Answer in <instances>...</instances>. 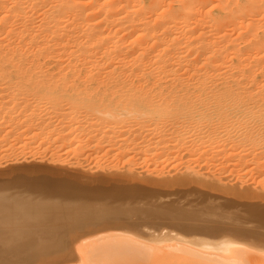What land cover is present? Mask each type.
I'll return each instance as SVG.
<instances>
[{
    "label": "bare ground",
    "instance_id": "6f19581e",
    "mask_svg": "<svg viewBox=\"0 0 264 264\" xmlns=\"http://www.w3.org/2000/svg\"><path fill=\"white\" fill-rule=\"evenodd\" d=\"M214 10H216L218 12L217 15L213 14ZM0 88H1V91L3 88L5 89L3 91L6 92V96L9 95L6 91V90H8L7 88H12V89H14V90L16 89L18 91L17 94H19V91L23 89L24 91L26 90L28 95L30 94L31 99L33 97H36L34 99V101H31L32 103L31 102L29 103V101L27 99H25V98L23 99V97H22L23 95L21 94L19 96L20 99H23L25 101L27 100L26 102H23V105H22L20 102L23 100H21V101L18 100V101H20L18 103L15 102L19 98H16L18 96V95L17 96L15 95L16 93L15 94L12 93V95H15V98H14V96H12L13 97L12 100L15 99V100H13L14 105L12 107H11V105L13 103L10 104L9 107L4 106L5 103H3L4 105H2V103L0 104V129L9 127L10 124H12V125L16 124L19 127H22V125L24 126V124H26V123L28 125L26 128H24L23 131L18 132V133L16 131L18 136H15V137H17V139H20L21 137L24 136L21 141H23V140L25 141L27 139L29 141V142H27L28 144H24V143L22 144V146H23L22 149H24L25 145H29L30 142L32 145L33 141H37V140L41 141L42 139H44V138H42V136L45 137L42 134V131L46 127H48V126L50 127V125H52L54 123L53 120H55V119L51 118V116L48 118L47 115H50V113L53 112L50 110H54V109L56 110L57 106H59V103L62 104V101H65L66 103H64L62 105L65 106L67 104L64 108H65V110L67 109L66 111H68V112L64 116H68V118H70V120H74V117L78 116L80 113L83 112V114H85V115L81 116L82 121L85 120V119H83V117L86 118V120L88 119L89 123H90L89 128L91 130H89L90 132L89 131L87 132L88 134L86 133L87 135H89V137L84 135L86 137V139L85 138L84 139L78 138L79 140H77V138H72V135H73L72 133L78 131V126H76V125H74L75 127L72 126V128L70 129V131L67 134H66V132L65 133L63 132V135H61V137H58L59 136V134H58L57 137L61 138V140L59 139L60 142H62L61 145L63 144V147L65 146V149H66V146L68 147V149L64 150L65 154L61 152L62 154H60V155L69 154L73 150V149L71 150V148L74 145H75L74 147L77 148V150L78 149L83 150L84 148H88L87 150H89L91 148L90 151L92 152L94 150L95 153H98V152L101 153V151L104 150L103 153H105L106 157H108L111 153H114L113 154L114 158L132 159L131 157L129 158V156L133 155V157H142L141 161H144V163H147V165H150V164L152 165L155 162V164L152 165V167L154 166L153 171L155 172L157 167L159 168L162 165V167L165 168L166 166H168V164H170L169 162H174V161H176V165L174 163H173L174 165L173 164L172 165H173V167L176 166L175 168L177 169L178 167L182 166V164H184L183 158H185L184 156H186V154H187V157H189V159L193 160V163L195 162V160H197V159H193V154H194V156H196L198 154V157L196 156V158H198V161H196V162H199V159L204 160L205 157L206 158L204 161H207L206 159L209 156L208 154H210V153L207 154V151L209 150V151H211V154L214 152L215 159H216V156H219V158L221 156H224L225 159L227 157V158H229V161H232V159H236L237 160L236 162H238V163H236V165L238 164L237 166L233 163L234 160L232 161V163H233L232 166L234 165L235 168L240 165L242 167V169H244L243 167L249 166L248 161L250 159L253 160V158H254L256 160V162H254V160L253 161L250 160L252 163H254L253 164L254 167L252 166L253 169H251V170L252 171L253 170L258 171V174H259V172L262 173V171L264 169L263 168L264 167V0H0ZM16 90H15V92H16ZM22 91L20 93H22ZM24 91H23V94H25L24 96L27 97V95H26V93H24ZM33 91H35V92L33 93ZM9 92H12L11 89ZM2 93H4V92H2ZM8 97H11V96H8ZM10 103H11V101H10ZM19 103L22 106L19 105ZM62 105H61V107H62ZM67 106H69V107H67ZM41 109L42 110L44 109L43 111H45V114H44V112H41L42 111ZM55 110H54V112H55ZM82 110H84V111H82ZM58 111H59V109H58ZM39 112H41L40 114H42V115L39 116V114H38ZM62 113L60 114L61 117H62ZM43 114L45 116V119L40 118L41 116H43ZM52 114H54V113H52ZM60 115H58V116H60ZM46 116H47V118H46ZM57 118H59V117H57ZM59 120H60V118H59ZM62 120H60V121H62ZM52 121H53V123H52ZM130 121L136 122V124L134 123V125L138 126L137 130H132V128H130V123H131ZM67 123H68V121H67ZM71 123H73V121H71ZM68 124H70V123H68ZM55 125H58V124L55 122ZM61 126H62V124H61ZM15 127H14V125L12 126V128L16 129ZM63 127L62 128L65 129V126H63ZM53 128H56V127L53 126ZM62 128H61V131H63ZM81 128H79V129H81ZM86 128L87 127H85V129ZM17 129H19V128H17ZM9 130H11V128ZM50 130H52V128H50ZM1 131H3V130H0V132ZM6 131H5V135H6ZM12 132L10 131V134ZM48 133L51 135L52 132L51 133L48 132ZM48 133H46V134H48ZM59 133H60V131H59ZM79 133H81V132H79ZM79 133H77V134H79ZM10 134L8 131L7 135H9V137H10ZM12 134H14V132ZM12 134H11V136H12ZM5 135H4V139H5L4 142L7 143L8 139H6L7 135H6V137H5ZM97 135H99L98 138H96ZM73 136H75V135H73ZM92 136H96V137H92ZM13 137H14V135L12 136V138ZM25 137H26V139H24ZM49 137H51V136H49ZM76 137H77V135H76ZM12 138H10V139H12ZM51 138H50V141H53L54 138H52V140H51ZM94 138H96V139H94ZM13 140L14 139H12V141ZM56 140L57 139L55 138V142H56ZM226 140H228V142H226ZM2 141L3 140H1L0 143H2V145L3 144L5 145L6 143H3ZM19 141H17V142H19ZM45 141H47V140H45ZM45 141H44V144H45ZM230 141H231V146L234 148V151H235V149L237 150V153L239 151L238 148H241V150H240L241 153H240V151L238 153L240 155H237L236 152L234 153L233 148H232V150H229V149H231V147H229V149H228L227 143H228V146H230V144H229ZM224 142H226V146H225ZM38 143L39 142H37V145H38ZM33 144H34V142H33ZM2 145H0V146H2ZM53 146H56V145H53ZM12 147L14 148V146H12ZM34 147H35V145H34ZM58 147H61V146H58ZM17 148H19V145ZM30 148H32V147H30ZM39 148H40V146H39ZM43 148L45 151L47 150V148H45V146ZM56 148L57 147H55V149ZM256 148H258V149H256ZM25 149H27V148L25 147ZM6 150H8V149H5V152H6ZM9 150H11V149L9 148ZM15 150H16V148H15ZM21 150H19V151L21 152ZM181 150L184 151L183 155H181V152H182ZM13 151L12 152L10 151V152L13 153ZM27 151L28 150H26V152ZM41 151L43 152V149H41ZM75 151H76V149H75ZM47 152H48V150H47ZM54 152H56V150L52 152L55 155ZM72 152H73L72 157H74L75 152L74 151H72ZM221 152L223 153V155H220ZM7 153H8V151H7ZM31 153H33V152H31ZM56 154H59V153H56ZM78 154H80V152ZM78 154H77V156H78ZM87 154L88 153H86V155ZM33 155H35V154H33ZM52 155H51V157H54ZM100 155H98V156H100ZM9 156H11V155H9ZM102 156L104 157V155H101V157ZM179 156L180 157L182 156L183 158H180ZM17 157H18V155H16V158ZM38 157H39V155H38ZM38 157H36V159ZM58 157H59V155H58ZM85 157H87V156H85ZM85 157H83V158L85 159ZM160 157L163 158V160ZM248 157H250V159L247 160ZM64 158L65 157H63L62 159H64ZM83 158H81V159H83ZM93 158H94V155H93ZM99 158H98V160H99ZM159 158L161 159L159 161L161 164V165L159 164L160 166L157 164L159 162L156 161V160H159ZM219 158L216 161L219 164L218 166H220V165H222V166L218 167V169L219 168L221 169L219 171H222V169H223V172H224L225 169L227 170V167H230L229 164H231V163L228 161L229 164H227V162H225V161H227V159L225 161H222V160L220 161ZM222 158L223 157H221V159ZM0 159H2L1 155H0ZM46 159H45V161H46ZM66 159H69V158L66 157ZM70 159H71V157H70ZM74 159H75V157H74ZM90 159H91V157H90ZM4 160H5V158H4ZM116 160L117 159H115V161ZM211 160L214 161V159H211ZM211 160H209V161H211ZM9 161H10V159H9ZM16 161L13 162V164L16 163ZM21 161H20V164H21ZM61 161L64 162V160H61ZM94 161H95V158H94ZM104 162L105 161H103V163ZM110 162H112V161H110ZM186 162L187 163L189 162V164H192V162L190 160H187ZM219 162H221V164ZM251 162H249V163L252 165ZM0 163H1V161H0ZM47 163H49V162H47ZM80 163H81V161H80ZM114 163H113V165H114ZM132 163H133V161H132ZM148 163H150V164H148ZM3 164H6V163H3ZM36 164H37V162H36ZM44 164H45V162H44ZM51 164H50V166H51ZM57 164H59V163L56 162L55 165H57ZM64 164L66 165L68 163H64ZM64 164H62V165H64ZM121 164H123V163L121 162ZM60 165H61V163H60ZM143 165H145V164H143ZM151 165H150V167H151ZM194 165L195 164H193L192 166H194ZM201 165H199V166H201ZM205 165H203V166L205 167ZM11 166H12V164H11ZM95 166H97V165H95ZM185 166L186 165H184L183 167L186 169ZM212 166H214V165H212ZM255 166H256V169H255ZM6 167L8 168L7 164L5 166V169H7ZM69 167H70V165H69ZM90 167H91V165H90ZM108 167H111V166L109 165ZM134 167H135V164H134ZM144 167H147V166L145 165ZM183 167H181L180 171H183L182 170ZM196 167H194V168L196 169ZM21 168H20V170H21ZM36 168H33L31 170L33 171ZM119 168H122V167H119ZM140 168H141V166H140ZM169 168H171V166ZM208 168H210V167H208ZM0 169H1V167H0ZM2 169H3V167H2ZM25 169H26V167L22 168V171H19V172L23 173L25 171ZM105 169L107 170L106 166H105ZM138 169H139V167H138ZM150 169L151 168H149V170ZM187 169L185 170V172H187V171L189 172V169H192V167H188ZM231 169H230V172L233 170V169L232 170ZM242 169H240V170L242 171ZM247 169H248V171H247V173H248L250 168H247ZM258 169H260V170H258ZM31 170H29V171H31ZM94 170H95V168H94ZM114 170H117V173H118V169L114 168ZM212 170H213V168H212ZM226 170H225V172H226ZM88 171H89V169H88ZM162 171L164 172V170H162ZM193 171H195V170H193ZM215 171H217V169L214 170L213 172L215 173ZM19 172L17 174H15V178H17L16 177L17 175L19 176L18 178H20L19 174H21V173H19ZM34 172L36 173L37 169H36V171L34 170ZM93 172H95V171H93ZM107 172H109V171H107ZM174 172H173V174H174ZM177 172H178V174L180 173L179 168H178ZM191 172L192 171L190 170V174L193 173V176L198 175V174H196L197 172H195V173L194 172L191 173ZM228 172H229V169H228ZM35 173H33V174L35 175ZM39 173L40 174H38V175H40V176H41V174L43 176L45 175V174H43V172L41 173V171ZM125 173H127V171ZM148 173L149 172H147V174ZM156 173H157V171H156ZM203 173H204V171H203ZM249 173H248V175H249ZM23 174H24V177L26 178L29 173L27 174V172H26V174H25V172H24ZM33 174L31 177L29 176L30 178H32V181H33L32 186H34V184H36L38 181V179H35V176H34V180H33ZM129 174H130V172H129ZM162 174L160 173V175H162ZM164 174H165V172H164ZM220 174H222V173H220ZM220 174H218V175H220ZM7 175H5L4 173L1 174L0 180L2 181V183L4 185L6 183L3 181V180H5L4 176H7ZM25 175H27V176H25ZM29 175H31V172ZM183 175H184V172H183ZM213 175L215 176V174H213ZM239 175H240L239 177L242 178V174L240 173ZM10 176L11 175L9 173L8 177H6V180L10 181L9 179L12 178V177L9 178ZM12 176H14V175H12ZM40 176H39V178L41 179ZM47 176L49 177L48 174H46V177ZM50 176L52 177V175H50ZM158 176H159V174H158ZM211 176L212 175H210V177ZM225 176H227V175H225ZM21 177H23V175ZM46 177H44L45 179L42 178V180H44V182H45V184H43V185H45V186H46V181H47ZM170 177H171V175H170ZM206 177L207 176L204 177L202 175L197 176V178L199 180H202L204 178L206 179ZM244 177L245 176H243V178ZM18 178H17V180H18ZM23 178H22V181L28 180V178L27 179H25V178L23 179ZM158 178H160V177H158ZM223 178H225V177H223ZM247 178L250 180V178L248 176H247ZM247 178H246V180H247ZM40 179H39V181H41ZM50 179L48 178V180H50ZM217 179H219V178H217ZM15 180L16 179H11V181L17 183V181H15ZM35 180H37V181H35ZM54 180L55 179H53V181ZM193 180H194V178H193ZM208 180H209V178H208ZM220 180H221V177H220L218 182H215V184L216 183H218L217 185L222 184V183H220L221 182ZM228 180H231V179H228ZM237 180H239V179L237 178ZM8 181L6 184H8V185L10 183L12 184L11 181H10V183H8ZM20 181H21V179H20ZM20 181H18V183ZM22 181L20 182V185H17V186L21 187V185L23 184ZM34 181L36 183H34ZM39 181H38V183H39ZM53 181L50 180V183L47 182V184H48L47 186H49L51 184L50 186L51 187L53 186L56 189V191L55 190L54 191L58 192V189H57L58 187L56 188V185H57L56 180H55L56 185L55 184L52 185ZM263 181L259 182V183H261V185H262ZM243 182H245V181H243ZM42 183H43V181H42ZM30 184H31V182H30ZM41 184H39V185H41ZM1 185H0V191H3L1 189H6L5 188L6 185L5 186L3 185L4 186L3 188L1 187ZM8 185H7V187H8ZM27 185L29 186V180L27 182ZM39 185L37 184L34 187L36 188ZM63 185H65V184L63 183ZM73 185H74V183H73ZM13 186H15V185H12V187ZM59 186H61V185H59ZM244 186H246V185H244ZM247 186H248V184H247ZM12 187H10V189L12 190V191L11 190L10 191L12 192V194H14V196L18 195V197L24 198L26 196V197L30 198L27 195L24 196V194H26V192L25 193H23V192H24V189L26 188V186L24 187V189H22V187H21V191H22L23 195L19 191L18 192L16 191V192L20 193L21 195H19L17 193H13V191H15L16 187H15V189H13L14 187L13 188ZM62 187L63 186H61L60 189H62ZM180 187H179V191H181L180 189H182V188L183 189L185 188L184 190L187 189L186 186L185 187L180 186ZM221 187H223V186H221ZM263 187H264V185H263ZM30 188L28 187L26 189H30ZM39 188L40 187H38L36 189L41 191V188L40 189ZM17 189L19 190L20 188L18 187ZM31 189H34V188H31ZM63 190H65V189H63ZM172 190L173 189H171V190L168 189V191H170V192ZM194 190L192 189V191H194ZM10 191H9V194H10ZM29 191L32 194L34 193V191H32V192H31V190H29ZM84 191H86V189ZM118 191L121 195V190H118ZM147 191L151 192L152 190H147ZM3 192L5 193V192H7V190H5ZM37 192H39V191H37ZM42 192H43V189H42ZM60 192H62V191H60ZM75 192L80 193L78 191H75ZM81 192H83V191L81 190ZM86 192H89V191L87 190ZM113 192L115 193V190ZM177 192H178V190H177ZM77 193H76V195H77ZM143 193H146V192H143ZM143 193H140V194H142V196H143L144 195ZM152 193H153V191H152ZM0 194H2V192ZM35 194L37 195V193H35ZM38 194H40V193H38ZM86 194H85V196L88 197L89 194H87V195ZM94 194H99V193L94 192ZM104 194H106V193H104ZM104 194H102V195H104ZM107 194H106V196H107ZM127 194H129V193H127ZM161 194H160V196H161L160 198H162L165 195V193H163L164 195H161ZM168 194H170V193L168 192ZM171 194H172V192H171ZM189 194H191V193H189ZM189 194H187V195L189 196ZM194 194L190 195V197L193 196ZM196 194H198V191ZM203 194L208 195L209 193L207 194V192H205ZM2 195H0V197ZM51 195H52V193H51ZM55 195L57 197V194H55ZM59 195H60V193H59ZM92 195H93V193L91 194V197H92ZM125 195H126V192H125ZM146 195L147 194H145V196ZM156 195H158V194H156ZM156 195H154V196L156 197ZM174 195H175V192H174ZM184 195L183 196L181 195V196L184 197ZM187 195H186V198H188ZM7 196H10V195H7ZM7 196L4 195V197H3V200H4V198L6 199L5 205H6L7 201L10 202L9 200L17 199V198H13L14 197L13 195H11V196H13L12 197L13 199H11V198L7 199L8 198ZM30 196L33 198L34 194H33V196L30 194ZM41 196H43V193ZM53 196H54V193H53ZM53 196H51V197H53ZM99 196H101V194ZM99 196H98V198H99ZM112 196H113V193H112ZM122 196H124V193ZM133 196H134V194H133ZM140 196L141 195H139V197ZM198 196L199 195H196L195 197H198ZM68 197H70L69 194L67 196V199H68ZM74 197H78V195L74 196ZM108 197H110V196H107L106 198H108ZM116 197H118V195ZM116 197H114L115 201H116ZM126 197L127 196H125V198ZM148 197L151 200L155 199V197L153 198V196H152L153 199L151 198V196H148ZM148 197H146V198H148ZM167 197H166V199H168ZM205 197H207V196H205ZM218 197L219 196H217V198ZM47 198L44 197V199H46V200H47ZM98 198L94 197V198H92V201H94L95 199L98 200ZM101 198H102V200H101L102 202H104L103 199L106 200V198H104V196H102ZM119 198L121 200V197H119ZM122 198L125 199L124 197H122ZM131 198H129V200L132 203L133 201H131ZM169 198H170V196H169ZM198 198H196V199H198ZM211 198L214 199L213 197H211ZM225 198H227V197H225ZM225 198L224 199L221 198V199L226 200ZM20 199L21 198H19V200L18 199L16 200V202H18V201L20 202V203H18L19 205L16 204V202H15V207H10V208H12L11 210H8L9 209L8 206H7L8 209L6 207H4L5 205L2 204V203H4L3 201L0 203V220H1V223L3 226H6V225H4L5 222L7 221L6 222L7 224H8V222H10L5 230H7V232H8V229H9V231H11L12 228H11L10 224L12 225L13 223L14 224L17 223L18 220L16 218L20 215V218H19L20 221H18L19 222L18 225L19 224H20L19 226H21L22 224L29 225V228H32V227L34 228L35 226H37L36 232L32 231L33 229L32 230L30 229L29 232L25 233V231H23L24 232L23 233L22 230L25 228H21V227H24L22 225L21 227H19L20 231H21V232H19L20 234L18 235L16 233V236H14L15 238H13V239L5 237V235L3 234L4 236L0 237V264H2V261H4L5 259L10 260L9 262H11V261L14 262V261H17L18 258H20V257H22L21 259L25 258L27 261H26V263L24 262V264H27L28 262L31 261L30 259L32 257L38 256V255L41 257L42 256L44 257L45 255H48L51 253H55V252L60 253V252L64 251L63 242L61 241V239L59 240L57 238L59 236L56 237V235H54L55 233L49 232V231H51L52 226L56 223V222L54 223L53 220H57V219L53 218V216H52L53 212L51 213V211H52L51 208H54L56 205L53 204V207L50 208V206H46L42 202H40L42 204H40V203L36 204L33 202L29 203L27 200L26 201L27 203H26L25 201L22 202V200H20ZM56 199L58 200V198H56ZM64 199H66V198L64 197ZM71 199L73 200L72 197L70 198V200ZM79 199L76 200L77 201L76 204H74L73 202H71L73 204L68 203L66 200L63 201V202L66 201L65 203H68V204H66V207L70 208V211H69V208H67L68 211L66 210L67 211V212H65L66 215L68 213V215L72 216L71 214H69V212H71L72 207H76L77 204L79 206V204L81 202V201L78 202ZM81 199H82V196H81ZM132 199L134 200L135 197H133ZM143 199H144V197H143ZM150 199H146V200H150ZM157 199L160 200L159 196L157 197ZM162 199H164V197ZM182 199L186 200L184 198H182ZM207 199H208V197H207ZM209 199H210V197H209ZM51 200L49 199L48 201H51ZM57 200H55V201L53 200V201L56 202ZM59 200H60V198H59ZM82 200L84 203L85 202L84 200H86V198L84 197V199H82ZM108 200H110V199L108 198ZM108 200L105 201L106 204H107ZM136 200H140V199H136ZM151 200L149 201L150 203H152ZM170 200H171V198H170ZM170 200L168 201V203L169 202L172 203L173 200L172 201H170ZM190 200H192V198ZM202 200H203V198H202ZM238 200L240 202L242 201V199L236 198V200H234L235 202H233V203H235V205L237 204V206H239L238 203H236V201L238 202ZM35 201L39 202V200H37V199ZM87 201L92 202V201H90V198H89V200H86V202ZM161 201H158V202H161ZM199 201H200V199H199ZM206 201H208V203H206V204L210 205V203H209L210 201L205 200V202ZM214 201H216V198ZM218 201H220V200H218ZM243 201H244V199H243ZM249 201L250 200L247 201L249 203V206L251 203L254 204L253 200L251 201V203ZM8 202H7V204L9 206H12ZM13 202H14V200H13ZM13 202H12V204H13ZM24 202H25V204H23ZM63 202H60V203L57 202V204H61L63 206V205H65V204H63ZM89 202H87V203H89ZM95 202H94V205H96ZM102 202H101L100 207L104 206L103 204L105 202L104 203H102ZM110 202L112 203V201H110ZM127 202H129V201H127ZM164 202H163V204H164ZM178 202H180V201H178ZM178 202H176V203L179 204ZM200 202H201V204L200 203L199 204L202 205V202H204V201H200ZM220 202H217V204L220 203L222 205V202H225V201H220ZM226 202H228V201H226ZM240 202H239V204L241 206ZM262 202H263V200H262ZM97 203H98V201H97ZM134 203L136 204L137 202H133L132 204H134ZM150 203H147V204H150ZM185 203L186 202L184 201L183 204H185ZM197 203H198V201H197ZM214 203H216V202H214ZM246 203L243 202L244 205ZM257 203L258 204L255 206V209H254V207L250 208L251 206H253L251 204V206L248 208V213L250 212L251 209L256 210L257 206H258V210L262 212V210L259 209V207H260L259 204H261V203L260 202H257ZM69 204H71L72 207H70L71 205H69ZM81 204H82V202H81ZM84 204H82V205H84ZM117 204L120 205L119 202ZM124 204L122 207L125 206V208H126L127 207L126 204H128V203L125 202ZM135 204H134V206H135ZM140 204H142V207L146 205L145 202H142V203L140 202L138 205L139 207H140ZM156 204H158V203H156ZM189 204H190V202L186 203L187 206H189ZM192 204L193 203H191V205ZM206 204H205V206H206ZM227 204H230V203H227ZM16 205H18V206H16ZM50 205L52 206V204H50ZM89 205H91L89 207V208H91L92 204L89 203ZM107 205L110 206L109 203ZM200 205L198 207V204H197V209L201 208L203 210L204 208ZM231 205H232V209H233V204H231ZM244 205H242V209L245 208ZM86 206H88V204ZM138 206H136V207H138ZM149 206L150 205H147V207H149ZM151 206L153 207V205H151ZM156 206H158V205H156ZM208 206L206 207L207 209L209 208ZM229 206L227 205V207H229ZM64 207H63V209H64ZM100 207L98 206V208H100ZM136 207H134L133 209L131 207L132 211L133 210L135 211ZM175 207H176V205H175ZM177 207L181 208L180 204ZM222 207H223V205H222ZM82 208H80V209L82 210ZM98 208L93 209V207H92V209L95 210V212H96V210H98ZM105 208H107V207H105ZM111 208L113 209V207H111ZM121 208L117 209L116 211L119 212L120 210L124 209V208H122V209ZM162 208H165V206H162ZM216 208H217V205H216ZM218 208H221V206ZM76 209H77V207H76ZM85 209H84V211H85ZM92 209H91V211H92ZM108 209H109V207H108ZM112 209H111V212H113ZM144 209L146 210L147 208L145 207ZM172 209H174V208H172ZM210 209H212V207H210ZM228 209L230 210V208H228ZM235 209H236V211L239 210L237 207ZM64 210H62V212ZM88 210L90 211V209H88ZM102 210H104V207ZM107 210H105V211H107ZM126 210L124 209L123 214L126 213ZM150 210H151V208H150ZM163 210H164V212L166 211V209H162V211ZM181 210H182V208H181ZM181 210H179V211H181ZM186 210L188 211V214H189L190 213L189 208L187 209V207H186ZM190 210H193V209L190 208ZM217 210L218 209H215L216 214H217ZM53 211H55V208ZM57 211L55 213H57ZM59 211L61 213L60 208H59ZM75 211H76L75 209H74V211L72 210L73 215H74V213L80 214L79 212H75ZM84 211L82 213L85 215L87 210H86V212H84ZM222 211H224V210L222 209ZM236 211L234 210L235 213H236ZM259 211H257V212H259ZM129 212H130V210H129ZM146 212L148 214H150L149 213L150 211L149 212L146 211ZM146 212H145V214H146ZM158 212H160V211H158ZM192 212L190 215L193 216L194 213L197 211H195L193 214H192ZM207 212H206V214H207ZM210 212L211 211H209L208 215L209 214L212 215ZM224 212H220V213H224ZM227 212H228V210L226 211V213ZM257 212L255 211V213H257ZM263 212H264V209H263ZM100 213H101V210H100ZM100 213L98 212V214H100ZM132 213L134 214V212H132ZM139 213L140 214L142 213V209H141V212H139ZM154 213L155 212H153V210H152L151 215ZM182 213L180 212V217L182 216ZM201 213H199L197 215H200L201 217H203L204 214L201 215ZM226 213H225V215H226ZM229 213H232V211L228 212L227 214H229ZM248 213H247V215H248ZM87 214L90 215V213H88V212H87ZM96 214H97V212H96ZM111 214L114 215L113 213H111ZM111 214H109V215H111ZM232 214L234 215V213H232ZM253 214H254V212H253ZM253 214H250V216ZM62 215H63V213H62ZM91 215H92V212H91ZM91 215H90V217H92ZM103 215L104 214L102 213V216ZM118 215H120V214H118ZM163 215L164 214H162V216ZM165 215H164V218H165V220H167L168 216L166 215L167 217H165ZM208 215H207V217H208ZM210 215H209V217H210ZM213 215H215V214L213 213ZM236 215L237 214H235V216ZM244 215H246V211H245ZM263 215H264V213H263ZM59 216L61 217V215H59ZM65 216H63V217L65 218ZM130 216H131V213H130V215H128V217H130ZM138 216L139 215H137V217ZM152 216H154V215H152ZM173 216H174V214H173ZM222 216L224 217V215H222ZM254 216L256 217L255 214H254ZM261 216H259V217H261ZM56 217H58V216L56 215ZM76 217L78 218V216H76ZM90 217L88 216V218H90ZM103 217H105V216H103ZM107 217H108V219L110 218L109 216H107ZM114 217H112V218H114ZM125 217L123 216L124 219H125ZM132 217H134V215H132ZM142 217L144 219L146 216L143 215ZM156 217H158V216H156ZM170 217H172V216H170ZM180 217H177V219H181ZM194 217H195V215H194ZM213 217H215V216H213ZM216 217L218 218L221 216L218 215ZM243 217H247V216H243ZM67 218H65L63 220L67 221L66 220ZM74 218L75 217H73V219ZM82 218H84V217H82ZM97 218H99V217H97ZM116 218L117 217H115L114 219H111V220H116ZM138 218H139V220L136 219L135 221L136 222L138 221L139 225H138V223L136 225L137 226L141 225V227H142L143 224L140 221H142V222L144 221V223H145V219L140 220L141 217H138ZM154 218H153V220H154ZM183 218H185V216ZM190 218H191V216H190ZM212 218L210 220H212ZM224 218H228V217H224ZM236 218H234V219H236ZM249 218L250 217H248V219ZM254 218L252 216V219H254ZM93 219H91V220L93 221ZM99 219L102 221L101 224L104 226V224H103L104 220H102L101 217ZM105 219H106V217H105ZM127 219H129V218H127ZM134 219L135 218H133V220ZM148 219L150 220V218H148ZM186 219L189 221L188 217H186ZM195 219H193V220L195 221ZM231 219H233V218H231ZM231 219H230V221H231ZM260 219H262V218H259V220ZM2 220H4L5 222ZM68 220H69V222L71 221L70 222L71 224H73L72 220H70V218ZM79 220H80V218H79ZM79 220L77 219V222ZM95 220H96V218H95ZM111 220L109 221V223L111 222ZM130 220H132V219H129V221ZM159 220H158V222H159ZM191 220H192V218H191ZM201 220H202V218H201ZM218 220H219V218H218ZM222 220H224V219H222ZM245 220H247V218H245ZM262 220H264V218ZM60 221H61V219H60ZM122 221L123 220L121 219V223H123ZM129 221H127L128 222L127 225L129 224ZM214 221L215 220H213V223H214ZM227 221H225L223 223H226ZM254 221H252V224L250 223L252 226H254L253 225ZM73 222H75V221H73ZM117 222L120 223V221L117 220L114 222V224H116ZM153 222H155V221H153ZM158 222L156 224H158ZM202 222H203V220H202ZM206 222H207V220H206ZM209 222H207V223H209ZM216 222H218V221H216ZM220 222L222 223L221 219H220ZM233 222L232 223L236 225L237 222L236 221H233ZM94 223H96V222H94ZM97 223L100 224V221H98ZM130 223H131L130 226H133L132 222H130ZM146 223H147V221H146ZM146 223H145V227H146ZM164 223H166V221ZM170 223H172V222L170 221ZM175 223H177V222L175 221ZM178 223L180 225V222H178ZM185 223H187V222L185 221L183 225H185ZM192 223H190V225ZM210 223L212 224V222H210ZM221 223L219 225H221ZM232 223H230L229 225H232ZM239 223H240V225H242L241 224L242 222H238V224ZM255 223H256V221H255ZM80 224H82V222H80ZM105 224H106V222H105ZM123 224H125V223H123ZM148 224L150 225L152 223L150 222ZM153 224H155V223H153ZM160 224H162V221H160L158 225H160ZM163 224L160 225V227H162ZM197 224H199V223H197ZM203 224H206V223L203 222ZM203 224H202V226H203ZM226 224H228V223H226ZM257 224H261V221H259V223L257 222ZM2 225H0L1 230H3ZM18 225H16V226H18ZM32 225H34V226H32ZM47 225H50L49 231L44 230L45 229L44 227L46 226V228H47ZM76 225H77V223H76ZM136 225H134L133 228ZM155 225H154V227H155ZM190 225L184 226L185 228L187 227L186 231L184 230V227L181 226V228L183 229L182 230L180 228H177L175 225V227L179 231V234L184 232V231L186 232V234H188V236L190 238L189 242L191 240H194V239H191L189 233H187L188 229L189 228L191 229ZM215 225L219 227V225H217V224H215ZM240 225H238V226H240ZM263 225H264V223H263ZM13 226L15 229L16 228L15 225H13ZM30 226H32V227H30ZM57 226H59V225L56 223V227ZM74 226L75 225L73 224V227ZM83 226H87L86 223ZM137 226H136V228H137ZM152 226L153 225L149 226L150 229ZM168 226L169 225H167L166 227H168ZM224 226H225V224H224ZM247 226L250 227L249 223ZM255 226L257 227V225H255ZM8 227H10L11 230ZM40 227H43L44 229L40 228ZM64 227H66V226H64ZM141 227H140V229H141ZM197 227L198 226L195 225V227H194L195 232L193 230L190 232V229L188 232H190V234L193 232V235L195 233H198L201 225L198 228L199 230L198 229L195 230V228H197ZM211 227H213V225H211ZM211 227H209V229ZM218 227H215V229L217 228L216 234H217V231L219 229ZM222 227L223 226H221L220 229H222ZM225 227H227V226H225ZM225 227H224V229H225ZM19 228L17 227V230L14 232H17ZM37 228L40 230L37 231ZM57 228L59 229V227H57ZM85 228H87V227H85ZM146 228L148 229V227H146ZM203 228L200 231H203V233H204L205 232L204 230H206L207 228L204 230H203ZM230 228L231 227H229V231H230ZM140 229L138 228L139 231H140ZM156 229H159V228H156ZM179 229L182 230V232H180ZM209 229L206 231V234L209 231L208 235H209V233L212 234V235L210 234L211 239L213 236L216 237V234L214 235L215 231L212 232V228H211L210 229L211 232H210ZM224 229L222 231H225ZM125 230H127V229H125ZM142 230H143V228H142ZM151 230L152 231H150V232L147 231L146 233L147 234L152 233L153 229H151ZM213 230H214V227H213ZM234 230H235V228H234ZM234 230L231 231L232 234L235 233ZM156 231H158V230H156ZM233 231H234V233H233ZM239 231H241V230H239ZM243 231H244V229H243ZM254 231H255V228H254ZM165 232L166 231H163V233H165ZM167 232H169V231L167 230ZM175 232L176 231H174L173 233H175ZM218 232H220V230ZM226 232H227V230H226ZM226 232H224V233H226ZM247 232H249V231H247ZM12 233H13V231H12ZM12 233L10 232V234H12ZM170 233H172V232H170ZM10 234L8 232V236ZM122 234L125 237V240H127V241H124L126 244H127V242L131 243L130 241L133 242L134 238H131L132 235L129 236L128 233H126V232L122 233ZM168 234L169 233H167V235ZM172 234L168 235L167 239H170L168 237L169 236L171 237ZM186 234H184V235L187 236ZM240 234H244V233L241 231ZM257 234H259V233H257ZM113 235H115V234H113ZM113 235H112V239H114V242H115V239L123 242L122 239L124 240V238L118 239V237L117 238L113 237ZM152 235H154V234H151L149 239L154 238V237H152ZM156 235H154V236H156ZM175 235H177V234H175ZM203 235L205 236V239L203 240V238L200 239V237H199L200 242L198 241L199 246H197V247H200V248H198V250L199 249L202 250V249L207 247L206 249H204V252H205V250L207 251V249L209 250V248H211L212 251H214L216 249L218 252V249L219 250L222 249V248H217V246L219 247V242H220V244H223V246L226 247V250L224 249V254L229 253L231 256L233 254L232 258H234L235 253L236 254H238V253L242 254V253H240V250H242V251L245 250V251H243V254L240 256H243L244 253L246 254V249H244L246 246L240 245L241 243L238 244V243L229 242V241L228 242H226V241H218L217 242L215 240L217 242V246L215 248H214V246L210 247V246H206V245H205L206 247L204 246V248H203L204 242L207 241L206 235L205 234H203ZM208 235H207V238H208ZM218 235L219 234H217V236ZM11 236L12 235H10L9 237H11ZM94 236H96V235H94ZM106 236L107 235H105V237ZM119 236H121V235H119ZM160 236H162L163 241H160L161 237H159L160 238V240L158 239L159 241H154L155 238L152 241H154L155 243H157V242L163 243L165 240L166 241L165 243L167 244V239L166 238L164 239L163 234ZM204 236H202V237H204ZM147 237H149V236H147ZM196 237H194V238L196 239ZM229 237H231V235ZM171 238L174 239V237H171ZM224 238H227V237H224ZM238 238H239V236H238ZM246 238H247V236H246ZM14 239L19 241V242L21 241L20 242L21 245L18 244V242H17L18 246L17 245H16L17 247L14 246L16 244V243H13L15 241ZM100 239H101V237H100ZM112 239L106 240V238H105V241L103 239H101L104 241V242L102 241L103 242L102 245H106V247H103L104 251L102 249H100L103 251L102 255H104L106 253L105 249L109 248V247H107V244L112 243L110 241ZM216 239H217V237H216ZM241 239H242V237H241ZM97 240H98V242L101 241L98 238H97ZM227 240H228V238H227ZM255 240H256V238H255ZM108 241H109V243H108ZM171 241H172V244H173V242L176 243V240H169L168 243L171 244ZM182 241H184V240L182 239ZM182 241H181V243L188 244L190 247V245H194V244H192V242L194 243V241H196V240L191 241V244L189 242L186 243V241H188L186 239H185V242H182ZM201 241L203 243H201ZM105 242L107 244H104ZM80 243H78V244L80 245ZM181 243H178V244H181ZM197 243L195 245H197ZM212 243H214V245H215L214 241ZM82 244H83V242H82ZM82 244H81V247H82ZM93 244H94V242H93ZM134 244H136V243H134ZM201 244H202V246H200ZM207 244H210V243L207 242ZM251 244H253V243H251ZM99 245L101 246V243ZM119 245L122 246L121 244H119ZM137 245H138V242H137ZM188 245H185V246H188ZM76 246H78V245L76 244ZM88 246H89V244H88ZM95 246H96V244H95ZM95 246H93L94 249L93 248L91 249L90 247H87L86 249L83 248V249L88 250L90 248L89 249L90 251L91 250H97V249H95ZM113 246L114 245H112V247ZM175 246L180 247L181 245L176 244ZM185 246H184V248H185ZM211 246H212V244H211ZM83 247H85V246H83ZM110 247H111V245H110ZM134 247L136 249V245H134ZM168 247L171 248L172 246L170 247V245H169ZM193 247L195 248L196 246H193ZM163 248H164V246H163ZM172 248H174V247H172ZM191 248L188 249V247H187V248H185V250H183L181 248L183 250V252H185L186 250L188 251V253H187V251L185 253H183L184 255H182V256H181V254H182L181 250L178 251L179 248L177 250L176 247H175V249H176V251L179 252V254L175 250H173V253L175 252L177 254V256H175V253H174V255H173V253L171 254V252H169V253L172 255L173 258L178 257V255L182 257L181 259H179L180 258L179 257V258H177V260H175L179 264V260H181V261L184 260L183 259L184 256L186 258V256L189 255V257L187 256L188 257L187 260H189L191 258L190 252L192 253L194 250H195L196 254H197V252H199L198 250L197 251H196V249L192 250ZM76 249L78 250L77 247H76ZM155 249L153 248L151 252H153V250H155ZM235 249H237L236 252H235ZM100 250H98V251H100ZM110 250L112 251L111 248L109 249V251ZM115 250H116V248H115ZM115 250H114V254L116 253ZM136 250H138V249H136ZM171 250L172 249H170V251ZM111 251H110V253H111ZM120 251H122V253H123V250H120ZM128 251H129V249H128ZM212 251H211V253H212ZM83 252L84 251H82V254H83ZM166 252L168 253V251H166ZM180 252H181V254H180ZM85 254H84V256H85ZM162 254H163L164 258L168 259V256L166 257V254H164V251ZM170 254H169V257L171 259ZM196 254L193 255V257H192L193 260H195V261H192V263H196L197 260L200 259L199 260V262L201 261L200 264L201 263L204 264V262L206 264L207 260L205 259L206 260L205 261V260L200 258V256L204 253H202V254L200 253L201 255H199V253H198L199 258L197 256V257H195L196 258L195 259L194 256H196ZM56 255H58V254H56ZM125 255L126 254H124V257H125ZM128 255H129V257H131L130 254H128ZM133 255H135V253ZM89 256L90 255H88V257ZM139 256H140V254H139ZM191 256H192V254H191ZM209 256H211V261H212V257L214 256V254L208 255V257ZM52 257H54V255ZM86 257H87V254H86ZM92 257H93V255L91 256V258ZM138 257L135 255L134 259L138 258ZM163 257H161V259L165 261V259H163ZM202 257L206 258L207 256L205 257L204 255H202ZM102 258H103V256H102ZM173 258H172V260H173ZM192 258H191V260H192ZM217 258H219V257H217ZM77 259H78V257H77ZM111 259H113V258H111ZM134 259H132V260H134ZM234 259L232 260L231 258H229L230 262L227 260L226 261H224L223 259L222 260L225 262L224 264H226V262H228L230 264L232 262L233 264H235L234 261H238V260L236 259V257ZM243 259L245 261V258H243ZM156 260L158 263L162 262V260L160 262L158 258ZM18 261L20 262V260H18ZM86 261H88V259ZM86 261H84V262H86ZM134 261H136V260H134ZM152 261H154V260H152ZM211 261H209V263H211ZM137 262L135 264H138ZM147 262H149V261H147ZM155 263H156V261H155ZM162 263H164V262H162ZM166 263H167V260L165 261V264ZM212 263H214V262H212ZM5 264H8V263H5ZM133 264H134V262H133ZM148 264H150V263H148ZM236 264H243V262H240V263L236 262Z\"/></svg>",
    "mask_w": 264,
    "mask_h": 264
},
{
    "label": "rangeland",
    "instance_id": "374dc122",
    "mask_svg": "<svg viewBox=\"0 0 264 264\" xmlns=\"http://www.w3.org/2000/svg\"><path fill=\"white\" fill-rule=\"evenodd\" d=\"M217 11L216 10H214L213 11V14L214 15H217L218 14V12L216 13ZM9 91H10V89H11V91L12 92H9L8 90H6L7 91V93L9 94V95H7L6 96V92L5 91H3V90H5L4 88L2 89V91H1V88H0V104L2 103V105H4L3 103H5V105L4 106H7V107H9L10 106V104H12L11 105V107L14 105V101L13 100H15V99H13L12 100V96H14V98H15V95L17 96L16 98H19V99H17L15 102H20L21 100H23L24 98L25 99H27L28 101H29V103L31 102V101H34V99L36 98V97H33L32 99H31V96H30V94L28 95V93L26 92V90L24 91L23 89V91H24V93H26V95H27V97L26 96H24L25 94H23V91L22 90H20L19 91V94H17L18 93V91L16 90V92H15V90L14 89H12V88H7ZM14 90V91H13ZM22 91V93H20ZM2 92H4V93H2ZM35 91H33V93H34ZM12 93H16L15 95H12ZM11 94V95H10ZM23 95L22 97H23V99H20V95ZM8 96H11V97H8ZM8 97V98H7ZM11 98V99H10ZM6 101H5V100ZM9 99V100H8ZM8 100V101H7ZM18 100H20V101H18ZM26 100V101H27ZM4 101V102H3ZM10 101H11V103H10ZM25 100H23V101H21L20 103L23 105V102H26ZM19 103V105H21ZM32 103V102H31ZM64 103H66L65 101H62V104H64ZM9 104V105H8ZM16 104V103H15ZM61 103H59V106L61 107V105H60ZM21 105V106H22ZM67 105V104H66ZM65 105V106H66ZM59 106H57V109L55 110V112H54V110H50V111H53V112H51L50 113V115H47L48 116V118L51 116V118H53V119H55V120H53L54 121V123H53V121H52V125H50V127L48 126V127H46L43 131H42V134L45 136V137H43L42 136V138H44V139H42L41 141L40 140H37V141H33L34 142V144H33V142H32V145H31V142L29 143V145H25V147L27 148V149H25V147H24V149H22V144L24 143V144H28L27 142H29L28 141V139L27 140H23V141H21L22 139H23V137H21L20 139H17V137H15V136H18V132H21V131H23L24 130V128H26L28 125H27V123L26 124H24V126L22 125V127H19L18 125H16V124H13L14 125V127L16 128V129H14V128H12V124H10V126L9 127H6V128H1L0 130H3V131H1L0 132V142H1V140H3L2 142L3 143H6V142H4L5 141V139H4V135H5V131H6V135L8 134V131H9V134H10V131L12 132H14V134H12V136L14 135V137L12 138V136H11V134H10V137H9V135H7V138L6 139H8V142L3 146L2 145V143H0V145H2V146H0V155H1V158L2 159H0V161H1V163H0V167H1V169H0V178H1V174H5V175H9V173H10V177L9 178H11V179H16L15 181H17V183H18V181H20V179H21V181H22V178L24 177V172H25V174H26V172H27V174L29 173L30 174V172H31V175H29L28 174V176L27 175H25V176H27L25 179H27L28 178V180H29V186L27 185V182H28V180H23L22 181V185H21V187H22V189H24V187L26 186V188H34V189H24V192L23 193H25L26 192V194H24V196L25 195H27V196H29L30 198H28V197H24V198H22V197H18V195H16V196H14V194H12V190L10 189V187H12V185H15V186H13L12 188L13 189H15V187H16V189H15V191H13V193H17L18 191L19 192H21V194L23 195V193H22V191H21V187L20 186H17V185H20V182L17 184L16 182H13V181H11V179H9L11 182H12V184L10 183V181H8V180H6V177H8V175L7 176H4L3 178L5 179V180H3L4 182H6L7 183V181H8V183H10L9 185L8 184H6L5 183V185L2 183V181L0 180V185H1V187L3 188L4 186H5V188L6 189H1V190H3V191H5V190H7V192H3V191H0V193L2 192V194H0V195H2L1 197H0V203L3 201L4 203H2L3 205H5V201H6V199L4 198V200H3V197H4V195H10V196H7L6 198L7 199H13V198H17L18 200H19V198H21L20 200H22V202L23 201H27L28 200V202L30 203V202H33V203H40V202H42L43 204H45L46 206H50V208L51 207H53V204H55L54 206V208H55V211H53L54 210V208H51V213H52V216H53V218H55V219H57V220H53V222L55 223H57L59 226H57V227H59V229L56 227V223L52 226V229H51V231H49L50 230V225H47V228H46V226L43 228V227H40V228H43L44 230H46V231H49V232H52V233H55L54 235H56V237L57 236H59V237H57L59 240L61 239V241L63 242V244H64V251H62V252H60V253H57V252H55V253H51V254H48V255H45L44 257L42 256H35V257H32L30 260V262H28L27 264H86L87 262V264H133V262H134V264L137 262L138 264H140L141 262V264H148V263H150V264H165V261L167 260V263L166 264H178L177 263V261H175V260H177V258H179V259H181L182 257V255H184L183 253H185V252H183V250H185V248H187L188 247V249L189 248H191L192 250H194V249H196V251L198 250V248H200V247H197V246H199V242H200V240H199V237H200V239H202L203 238V240L205 239V236L203 235V234H205L206 235V239H207V241H203L204 242V244H203V248H204V246L206 245V246H210V247H213L214 246V248L217 246V242L218 241H226V242H235V243H238V244H240V245H242V246H246L244 249H246V254L244 253V255L243 256H240V255H242L243 254V251H245V250H240V253H242V254H234V258L236 257V259L238 260V261H234L235 262V264H236V262L237 263H240V262H243V264H264V225H263V221L264 220H262L263 218H264V215H263V207H264V187H263V185H264V167L262 168L263 169V171H262V173H260L259 172V174H258V171H255V170H251V169H253V167H254V163H252L251 161H253L254 160V162H256V160L253 158V160H251L250 159V157H248L247 158V160L248 159H250L249 161H248V165L249 166H246V167H243L244 169H242V167L239 165L238 167H236L235 168V166L233 167L232 166V164L234 163L235 165H236V163H238V162H236L237 160L236 159H232V161H233V163H232V161H229V158H227L226 157V159H227V161H225L226 159L224 158V156H221V157H223L222 159H221V157L219 158V156H216V159H215V157H214V152L211 154V151H207V154L208 153H210V154H208L209 156V158L207 157V161H204L205 160V158H204V160L203 159H199V162H196V161H198V158H196V156L198 157V154L196 155V156H194V154H193V159H197V160H195V162L193 163V160H191V159H189V157H187V154H186V156H184L185 158H183L182 156L180 157V158H183V162H184V164H182V166H180V167H178L179 168V174H178V172H177V170H178V168L176 169L175 167L176 166H174L173 167V165L175 164L176 165V161H174V162H169L170 164H168V166H166L165 168H163L162 167V165L160 164V160L162 159L163 160V158H159V160H156V161H158L159 163H157L160 167L158 168L157 167V169H156V171H157V173H156V171L154 172L153 170V168H154V166L152 167V165H154L155 164V162L151 165L150 163H148V164H150L151 165V167H150V165H147V163H144V161H141L142 160V157H133V155H130L129 156V158L131 157L132 159H128V158H123V159H119V158H114V156H113V154L114 153H111L108 157H106L105 156V153H103L104 152V150H102L101 151V153L100 152H98V153H95L94 152V150L91 152L90 151V149L89 150H87L88 148H84L83 150L82 149H78L77 150V148H75L74 146L71 148V150L72 151H74L75 152V159H74V157H72V154H73V152L71 151L69 154H66V155H64L65 153V151L64 150H66V149H68V147L66 146V149H65V146L63 147V144L61 145V143L62 142H60V140H61V138H58V137H61V135H63V132L65 133L66 132V134L70 131V129L72 128V126H74V125H76V126H78V131L77 132H73L72 134L73 135H75V136H73L72 135V138H77V140H79L80 138H85L86 139V137L84 136V135H86L87 137H89V135H87L88 133V131L89 130H91L90 128H89V126H90V123H89V120L87 119L86 120V118H84L83 117V119H85V120H83L82 121V117L81 116H83V115H85V114H83V112L82 113H80L78 116H76V117H74V120H70V118H68V116H64V115H66L67 114V112L68 111H66L65 110V106L64 105H62V107L60 108ZM59 107V108H58ZM67 107H69V106H67ZM66 107V108H67ZM53 108V107H52ZM58 109H59V111H58ZM61 109V110H60ZM42 110V109H41ZM40 110V111H41ZM44 110V109H43ZM41 111V112H44V114H45V111ZM64 111V112H63ZM66 111V112H65ZM82 111H84V110H82ZM41 112H39L38 114H39V116L40 115H42V114H40ZM63 112V113H62ZM52 113H54V114H52ZM59 113V114H58ZM62 113V117H61V114ZM44 114H43V116H41L40 118L41 119H45V116H44ZM52 114V115H51ZM60 115V116H58V115ZM47 116H46V118H47ZM55 116V117H54ZM59 117L60 118V120H62V121H60L59 120V118H57V117ZM64 116V117H63ZM43 117V118H42ZM80 117V118H79ZM58 119V120H57ZM66 119V120H65ZM58 121V122H57ZM67 121H68V123H70V124H68L67 123ZM70 121V122H69ZM71 121H73V123H71ZM76 121V122H75ZM79 121V122H78ZM87 121V122H86ZM55 122L58 124V125H55ZM62 122V123H61ZM75 122V123H74ZM81 122V123H80ZM131 123H130V128H132V130H137V127L138 126H136V125H134V123L136 124V122H134V121H130ZM67 125H66V124ZM80 123V124H79ZM89 123V124H88ZM92 123V122H91ZM61 124H62V126H61ZM64 124V125H63ZM72 124V125H71ZM86 126H85V125ZM129 125V124H128ZM53 126L54 127H56V128H53ZM60 126V127H59ZM63 126H65V129H63L64 127ZM63 127V128H62ZM75 127V126H74ZM73 127V128H74ZM82 127V128H81ZM85 127H87L86 129H85ZM11 128V130H9ZM17 128H19V129H17ZM50 128H52V130H50ZM61 128H62V130L63 131H61ZM79 128H81V129H79ZM84 128V129H83ZM135 128V129H134ZM22 129V130H21ZM48 129V130H47ZM60 129V130H59ZM66 130V131H65ZM80 130V131H79ZM86 130V131H85ZM16 131H17V133H16ZM45 131V132H44ZM47 131V132H46ZM59 131H60V133H59ZM72 131V130H71ZM84 131V132H83ZM48 132H52L51 133V135L48 133ZM79 132H81V133H79ZM90 132V131H89ZM16 133V134H15ZM46 133H48V134H46ZM54 133V134H53ZM75 133V134H74ZM77 133H79V134H77ZM83 133V134H82ZM87 133V134H86ZM53 134V135H52ZM58 134H59V136H58ZM3 135V136H2ZM6 135H5V137H6ZM65 135V134H64ZM76 135H77V137H76ZM49 136H51L52 138H54L53 139V141H50V138L51 137H49ZM58 136V137H57ZM98 136L99 135H97V137L96 136H92V137H96V138H98ZM3 137V138H2ZM48 139H47V138ZM10 138H12V139H14L13 141H12V139H10ZM52 138H51V140H52ZM55 138L57 139L56 140V142H55ZM79 138V139H78ZM96 138H94V139H96ZM24 139H26V137L24 138ZM60 139V140H59ZM20 140V141H19ZM45 140H47V141H45V144H44V141ZM17 141H19V142H17ZM76 141V140H75ZM37 142H39L38 143V145H37ZM49 142V143H48ZM51 142V143H50ZM53 142V143H52ZM55 142V143H54ZM77 142V141H76ZM75 142V143H76ZM226 142H228V140H226ZM226 142H224L225 143V146H226ZM15 145H14V144ZM8 144V145H7ZM230 146H228V143H227V147H228V149H229V147H231V149H229V150H232V146H231V141H230ZM11 145V146H10ZM18 145H19V148H17L18 147ZM34 145H35V147H34ZM37 145V146H36ZM53 145H56V146H53ZM61 146V147H58V146ZM66 145V144H65ZM12 146H14V148L12 147ZM21 146V147H20ZM39 146H40V148H39ZM45 146V148H47V150H48V152H47V150L45 151L44 150V148L43 147ZM90 146V145H89ZM88 146V147H89ZM7 147V148H6ZM30 147H32V148H30ZM34 147V148H33ZM49 147V148H48ZM55 147H57L56 149H55ZM9 148L11 149V150H9ZM15 148H16V150H15ZM37 148V149H36ZM39 148V149H38ZM236 148V147H235ZM4 149V150H3ZM5 149H8V150H6V152H5ZM22 149V150H21ZM36 149V150H35ZM41 149H43V152L41 151ZM75 149H76V151H75ZM227 149V148H226ZM256 149H258V148H256ZM14 150V151H13ZM19 150H21V152L19 151ZM24 150V151H23ZM26 150H28L27 152H26ZM32 150V151H31ZM51 150V151H50ZM56 150V152H54L55 153V155L52 153L53 151H55ZM59 150V151H58ZM61 150V151H60ZM212 150V149H211ZM238 150L240 151L241 150V148H238ZM7 151H8V153L11 151H13V153H7ZM23 151V152H22ZM35 151V152H34ZM41 151V152H40ZM182 151V150H181ZM180 151V152H181ZM239 151H238V153H239ZM25 152V153H24ZM29 152V153H28ZM31 152H33V153H31ZM64 153L63 155H60V154H62V153ZM80 152V154H78ZM82 152V153H81ZM184 151H182L181 152V155H183L184 153H183ZM233 152L235 153L236 152V154L237 155H240V154H238L237 153V150L235 149V151H234V148H233ZM2 153V154H1ZM8 155H6V154ZM41 153V154H40ZM51 153V154H50ZM56 153H59V154H56ZM86 153H88L87 155H86ZM240 153H241V151H240ZM22 154V155H21ZM24 154V155H23ZM30 156H29V155ZM33 154H35V155H33ZM37 154V155H36ZM44 154V155H43ZM53 154V155H52ZM77 154H78V156H77ZM104 155V157L102 156L101 157V155ZM5 157H4V156ZM9 155H11V156H9ZM16 155H18V157L16 158ZM27 155V156H26ZM38 155H39V157H38ZM51 155L52 156H54V157H51ZM57 155V156H56ZM58 155H59V157H58ZM68 155V156H67ZM93 155H94V158H95V161H94V158H93ZM98 155H100V156H98ZM220 155H223V153L221 152V154ZM14 156V157H13ZM33 156V157H32ZM44 158H43V157ZM61 156V157H60ZM77 156V157H76ZM85 156H87V157H85ZM98 156V157H97ZM24 157V158H23ZM36 157H38L37 159H36ZM56 157V158H55ZM58 157V158H57ZM63 157H65L64 159H62ZM66 157L67 158H69V159H66ZM70 157H71V159H70ZM83 157H85V159L83 158ZM90 157H91V159H90ZM101 159H100V158ZM144 157V156H143ZM212 157V158H211ZM4 158H5V160H4ZM16 158V159H15ZM26 158V159H25ZM34 158V159H33ZM47 158V159H46ZM78 158V159H77ZM81 158H83V159H81ZM98 158H99V160H98ZM103 158V159H102ZM214 159V161L213 160H211V159ZM220 159V161L222 160V161H225V162H227V164H229V162L231 163V164H229L230 165V167H227V170H226V172H225V170H224V172H223V169H222V171H219V170H221L220 168L218 169V167H220V166H222V165H220V166H218L219 164L217 163V159ZM9 159H10V161H9ZM41 159V160H40ZM43 159V160H42ZM45 159H46V161H45ZM59 159V160H58ZM74 159V160H73ZM93 159V160H92ZM98 161H97V160ZM105 159V160H104ZM115 159H117L116 161H115ZM120 161H119V160ZM134 159V160H133ZM211 160V161H209V160ZM224 159V160H223ZM13 160V161H12ZM17 160V161H16ZM22 160V161H21ZM25 160V161H24ZM38 160V161H37ZM61 160H64V162L63 161H61ZM66 160V161H65ZM78 160V161H77ZM83 160V161H82ZM90 160V161H89ZM107 160V161H106ZM122 160V161H121ZM187 160H190L191 162H192V164H189V162L187 163L186 161ZM16 161V163H14L13 164V162H15ZM20 161H21V164H20ZM37 162V164H36V162ZM41 163H40V162ZM69 161V162H68ZM80 161H81V163H80ZM89 161V162H88ZM103 161H105L104 163H103ZM110 161H112V162H110ZM132 161H133V163H132ZM136 161V162H135ZM138 161V162H137ZM229 161V162H228ZM24 162V163H23ZM44 162H45V164H44ZM47 162H49V163H47ZM52 164H51V163ZM59 163V164H57V165H55V163ZM71 162V163H70ZM75 162V163H74ZM115 162V163H114ZM121 162L123 163V164H121ZM190 162V163H191ZM207 164H206V163ZM214 162V163H213ZM224 162V163H225ZM249 162H251L252 163V165L249 163ZM3 163H6L7 164V166H8V168L7 169H5V166H6V164H3ZM18 163V164H17ZM30 163V164H29ZM60 163H61V165H60ZM64 163H68V164H64ZM84 163V164H83ZM88 163V164H87ZM97 163V164H96ZM110 163V164H109ZM113 163H114V165H113ZM131 163V164H130ZM152 163V162H151ZM174 163V164H173ZM210 163V164H209ZM220 164H221V162H219ZM223 163V162H222ZM3 166H2V165ZM11 164H12V166H11ZM18 166H17V165ZM26 164V165H25ZM28 164V165H27ZM49 164V165H48ZM50 164H51V166H50ZM62 164H64V165H62ZM93 164V165H92ZM100 164V165H99ZM108 164V165H107ZM118 166H117V165ZM134 164H135V167H134ZM143 164H145L147 167H144L145 165H143ZM173 164V165H172ZM193 164H195L194 166H192ZM202 164V165H201ZM206 164V165H205ZM217 164V165H216ZM226 164V163H225ZM5 165V166H4ZM31 165V166H30ZM69 165H70V167H69ZM76 167H75V166ZM82 167H81V166ZM90 165H91V167H90ZM95 165H97V166H95ZM111 166V167H108V166ZM138 165V166H137ZM184 165H186L185 167H186V169L188 168V167H192V169L194 168V167H196V169L194 168L193 170H195V171H193L192 169H189V172L187 173V172H185V168L183 167ZM189 165V166H188ZM191 165V166H190ZM199 165H201V166H199ZM203 165H205V167L203 166ZM212 165H214V166H212ZM238 165V164H237ZM236 165V166H237ZM11 166V167H10ZM39 166V167H38ZM68 166V167H67ZM102 166V167H101ZM105 166H106V168H107V170L105 169ZM114 166V167H113ZM140 166H141V168H140ZM171 166V168H169ZM207 166V167H206ZM217 166V167H216ZM253 166V167H252ZM2 167H3V169H2ZM25 168L26 167V169H25V171L23 172V173H21V172H19V171H22V168ZM30 167V168H29ZM36 168L37 169V172L35 173L34 172V170L36 171V169H34L33 171L31 170V169H33V168ZM84 167V168H83ZM119 167H122V168H119ZM131 167V168H130ZM138 167H139V169H138ZM151 168L150 170H149V168ZM181 167H183L182 168V170L183 171H180L181 170ZM208 167H210V168H208ZM213 168V170H212V168ZM20 168H21V170H20ZM82 168V169H81ZM94 168H95V170H94ZM113 168V169H112ZM114 168L115 169H118V173H117V170H114ZM135 168V169H134ZM147 168V169H146ZM176 170H175V169ZM205 168V169H204ZM207 168V169H206ZM217 169V171H215V173L213 172L214 170H216ZM233 170H232V169ZM242 169V171L240 170V169ZM246 168V169H245ZM247 168H250L249 169V175H248V173H247V171H248V169ZM88 169H89V171H88ZM130 171H129V170ZM134 169V170H133ZM164 170V172H165V174H164V172L162 171V170ZM174 169V170H173ZM228 169H229V172H228ZM230 169L232 170L231 172H230ZM235 169V170H234ZM255 169H256V166H255ZM261 169V168H260ZM260 169H258V170H260ZM29 170H31V171H29ZM92 170V171H91ZM98 170V171H97ZM127 171V173H125L126 171ZM141 170V171H140ZM162 172H161V171ZM167 170V171H166ZM188 170V169H187ZM190 170L192 171V172H197L196 174H198L199 176H207L206 177V179L204 178V179H202V180H199L198 178H197V176L196 175H194L193 176V173L192 174H190ZM209 170V171H208ZM29 171V172H28ZM41 171V173L43 172V174H45L44 176L41 174V176L40 175H38V174H40L39 172ZM70 171V172H69ZM93 171H95V172H93ZM107 171H109V172H107ZM125 171V172H124ZM133 171V172H132ZM135 171V172H134ZM172 171V172H171ZM175 171V172H174ZM200 171V172H199ZM202 171V172H201ZM203 171H204V173H203ZM244 171V172H243ZM21 173L22 175H23V177H21L22 175L21 174H19L20 175V178H18L19 176L17 175L16 177L18 178V180H17V178H15V174H17V173ZM90 172V173H89ZM105 172V173H104ZM129 172H130V174H129ZM147 172H149L148 174H147ZM173 172H174V174H173ZM183 172H184V175H183ZM213 172V173H212ZM236 172V173H235ZM33 173H35V175L33 174ZM156 173V174H155ZM160 173L162 174V175H160ZM167 173V174H166ZM172 173V174H171ZM182 173V174H181ZM187 173V174H186ZM202 173V174H201ZM209 173V174H208ZM211 173V174H210ZM220 173H222V174H220ZM238 173V174H237ZM242 174V178H240L239 176V174ZM256 173V174H255ZM32 174H33V180H34V176H35V179H38V181H39V176L41 177V181H39V183H38V181L37 180H35V181H37V183L34 181V183H36V184H34V186L35 185H39V184H41L42 183V181H43V183L41 184V185H39V186H37L36 188H38V187H40L41 188V191L40 190H37L34 186H32V178H30L31 176H32ZM37 174V175H36ZM46 174H48L49 175V179L51 180V181H53V179H55L56 180V183H57V185L55 184V180L52 182V185L53 184H55L56 185V188L58 189V192H55L56 191V189L52 186H47L48 184H47V182L48 183H50V180H48V178L46 177ZM106 174V175H105ZM158 174H159V176H158ZM213 174H215V176L213 175ZM218 174H220V175H218ZM12 175H14V176H12ZM50 175H52V177L50 176ZM170 175H171V177H170ZM180 175V176H179ZM187 175V176H186ZM210 175H212L211 177H210ZM225 175H227V176H225ZM251 175V176H250ZM30 176V177H29ZM37 176V177H36ZM43 176V177H42ZM196 176V177H195ZM219 176V177H218ZM230 176V177H229ZM243 176H245L244 178H243ZM247 176L250 178V180L247 178ZM254 176V177H253ZM44 177H46V179H47V181H46V186L45 185H43V184H45V182H44V180H42V178H44ZM154 177V178H153ZM156 177V178H155ZM158 177H160V178H158ZM215 179H214V178ZM220 177H221V182L220 183H222V184H219V185H217L218 183H216L215 184V182H218L219 181V179H220ZM223 177H225V178H223ZM239 179V180H237V178ZM2 178V179H3ZM23 178V179H24ZM158 178V179H157ZM193 178H194V180H193ZM208 178H209V180H208ZM217 178H219V179H217ZM223 178V179H222ZM246 178H247V180H246ZM259 178V179H258ZM263 178V179H262ZM45 179V178H44ZM135 179V180H134ZM198 179V180H197ZM228 179H231V180H228ZM227 180V181H226ZM263 181V183H262V185H261V183H259V182H262ZM27 181V182H26ZM64 181V182H63ZM197 181V182H196ZM211 181V182H210ZM224 183H223V182ZM231 181V182H230ZM243 181H245V182H243ZM258 181V182H257ZM30 182H31V184H30ZM62 184H61V183ZM68 182V183H67ZM120 182V183H119ZM248 182V183H247ZM14 183V184H13ZM26 183V184H25ZM60 183V184H59ZM63 183L66 185H63ZM72 183V184H71ZM73 183H74V185H73ZM164 183V184H163ZM210 183V184H209ZM229 183V184H228ZM244 183V184H243ZM247 184H248V186H247ZM253 184V185H252ZM4 185V186H3ZM7 185H8V187H7ZM43 185V186H42ZM59 185H61V186H63L62 187V189H60L61 188V186H59ZM71 185V186H70ZM81 185V186H80ZM101 185V186H100ZM226 185V186H225ZM244 185H246V186H244ZM28 186V187H27ZM178 186V187H177ZM180 186H183V187H187V189L189 190H184L183 188L182 189H180L181 191H179V187ZM221 186H223V187H221ZM233 186V187H232ZM243 186V187H242ZM250 186V187H249ZM257 186V187H256ZM20 188L19 190L17 189V188ZM43 187V188H42ZM45 187V188H44ZM125 187V188H124ZM139 187V188H138ZM197 187V188H196ZM242 187V188H241ZM248 187V188H247ZM263 187V188H262ZM39 188V189H40ZM47 188V189H46ZM67 188V189H66ZM98 188V189H97ZM159 188V189H158ZM181 188V187H180ZM254 188V189H253ZM36 189V190H35ZM42 189H43V192H42ZM52 189V190H51ZM63 189H65V190H63ZM78 189V190H77ZM86 189V191L88 190L90 193L92 192L93 193V195H92V197H91V194L89 193V192H86V191H84ZM168 189H173L171 192H172V194H171V192L170 191H168ZM191 189V190H190ZM192 189L194 190V191H192ZM209 189V190H208ZM258 191H257V190ZM10 191V194H9V191ZM27 190V191H26ZM29 190H31V192L32 191H34V196H33V194L32 193H30V191ZM55 190V191H54ZM74 190V191H73ZM80 190V191H79ZM81 190L83 191V192H81ZM93 190V191H92ZM96 190V191H95ZM115 190V193L113 192ZM118 190H121V195H120V193H119V191ZM124 192H123V191ZM135 190V191H134ZM147 190H152L153 191V193H152V191L151 192H149V191H147ZM177 190H178V192H177ZM184 190V191H183ZM198 191V194H196L197 193V191ZM236 190V191H235ZM256 190V191H255ZM17 191V192H16ZM37 191H39V192H37ZM60 191H62V192H60ZM75 191H78V192H80V193H77V192H75ZM183 191V192H182ZM188 191V192H187ZM29 192V193H28ZM52 193V195H51V193ZM85 192V193H84ZM94 192H98L99 194H94ZM101 192V193H100ZM108 193L107 194V196H110V197H108L110 200H108V198H106L107 196H106V194H104V193ZM113 193V196H112V193ZM125 192H126V195H125ZM143 192H146V193H143ZM168 192L170 193V194H168ZM174 192H175V195H174ZM181 192V193H180ZM185 192V193H184ZM187 192V193H186ZM193 192V193H192ZM205 192H207V194L209 195H206V194H203V193H205ZM263 192V193H262ZM35 193H37V195L35 194ZM38 193H40V194H38ZM42 193H43V196H41L42 195ZM53 193H54V196H53ZM59 193H60V195H59ZM65 195H63V194ZM76 193H77V195H78V197H74V196H77L76 195ZM89 194V196L88 197H86L85 196V194ZM110 193V194H109ZM123 193H124V196H122L123 195ZM127 193H129V194H127ZM131 193V194H130ZM140 193H143L144 195L142 196V194H140ZM162 193V194H161ZM163 193H165V195L163 194ZM177 193V194H176ZM185 195H184V194ZM189 193H191V194H189ZM195 193V194H194ZM212 193V194H211ZM262 193V194H261ZM17 194H19V195H21L20 193H17ZM29 194V195H28ZM30 194L33 196V198L30 196ZM55 194H57V197H56V195ZM67 194V195H66ZM68 194L70 195V197H68V199H67V196H68ZM82 194V195H81ZM86 194V195H87ZM101 194V196H99ZM102 194H104V195H102ZM133 194H134V196H133ZM145 194H147L146 196H145ZM152 194V195H151ZM156 194H158V195H156ZM160 194L161 195H164L163 197H164V199H162V198H160L161 196H160ZM183 196L184 195V197H182L181 195ZM187 194H189V196L187 195ZM192 194H194L193 196H191L190 197V195H192ZM201 194V195H200ZM11 195H13V196H11ZM62 195V196H61ZM72 195V196H71ZM118 195V197H116ZM120 195V196H119ZM129 195V196H128ZM139 195H141L140 197H139ZM154 195H156V197L154 196ZM174 195V196H173ZM181 197H180V196ZM186 195L188 196V198H186ZM196 195H199L198 197H195ZM207 196L208 197V199H207V197H205V196ZM51 196H53V197H51ZM81 196H82V199H84V197L86 198V200H89V198H90V201H92V198H94V197H96V198H98V196H99V198H98V200H94V201H92V202H89V201H87V202H89L90 204H92V207H93V209H97L98 208V206L100 207L101 206V200H102V196H104V198H106V200H108L107 201V204L109 203L110 204V206L111 207H113V209L109 206V205H107L106 204V200H104L103 199V201L105 202H102V203H104L103 205L104 206H102V207H100V208H98V210H96V212H97V214H96V212H95V210H93L92 209V207L91 208H89L91 205H89V203H87L86 202V200H84L85 202V204L87 205L88 204V206H86L84 203H83V200L81 199ZM106 196V197H105ZM125 196H127L126 198H125ZM148 196H151V198H152V196H153V198L155 197V199L157 200H155V199H153V200H151ZM159 196V199L160 200H158L157 199V197ZM168 196V197H167ZM169 196H170V198H171V200H170V198H169ZM215 196V197H214ZM217 196H221L220 198L218 197L217 198ZM227 197V198H225V197ZM244 196V197H243ZM262 196V197H261ZM13 197V198H12ZM43 197V198H42ZM44 197L45 198H49L51 201H48L49 199L47 198V200L46 199H44ZM63 197V198H62ZM64 197L66 198V199H64ZM73 198V200L71 199L70 200V198ZM113 197V198H112ZM114 197H116V201H115V199H114ZM119 197H121V200H120V198ZM122 197H124L125 199H123ZM133 197H135V201L132 199ZM137 197V198H136ZM143 197H144V199H143ZM146 197H148V198H146ZM166 197L168 198V199H166ZM195 197V198H194ZM209 197H210V199H209ZM211 197H213L214 199H212ZM26 198V199H25ZM56 198H58V200H59V198H60V200L58 201ZM81 200H80V199ZM88 198V199H87ZM101 198V199H100ZM129 198H131V201H133V202H137L136 204H135V206H134V204H132L131 202H130V200H129ZM179 198V199H178ZM182 198H184V199H186V200H183ZM192 198V200H190ZM196 198H198V199H196ZM202 198H203V200H202ZM206 198V199H205ZM215 198H216V201H214L215 200ZM221 198H225L226 200H223V199H221ZM236 198L237 199H242V201L240 202L239 200H238V202L236 201V203H238V205L239 206H237V204L235 205V203H233V202H235L234 200H236ZM17 199H13L14 200V202H13V200H9L10 202H8L10 205H12V206H9L8 204H7V202H6V205L4 206V207H6L7 208V206L9 207V209L8 210H11L12 208H10V207H15V202H16V200ZM24 199V200H23ZM39 200V202L38 201H35V200ZM41 199V200H40ZM62 199V200H61ZM77 199H79L78 200V202L79 201H81L82 202V204H84V205H82L81 204V202H80V204H79V206H78V204H77V209H76V207H72V205L71 204H76L77 203ZM136 199H140V200H136ZM146 199H150L151 200V202L152 203H150L149 201L150 200H146ZM181 199V200H180ZM199 199H200V201H204V202H202V205H200L201 204V202L199 201ZM209 200L210 202V205L209 204H206V203H208V201H206L205 202V200ZM220 200V201H225V202H222V205H223V207H222V205L220 204L221 202L220 201H218V200ZM228 199V200H227ZM234 199V200H233ZM243 199H244V201H243ZM30 200V201H29ZM55 200H57L56 202H54ZM64 200H66L68 203H71V202H73V203H71V204H69V205H71L70 207H72L71 208V212H69V214H71L73 217H75L74 219H73V217L72 216H70V215H68V213H67V215H66V213L65 212H67L68 210H67V208H69V207H66V204H68V203H65V202H63ZM162 200V201H161ZM172 201V203L171 202H169L168 203V201ZM183 200V201H182ZM188 200V201H187ZM248 200H250L249 202L251 203V201L253 200V203L255 204H252L253 206H251V204H250V206H249V203L247 202ZM259 200V201H258ZM262 200H263V202H262ZM13 202V204H12V202ZM53 201V202H52ZM75 201V202H74ZM96 201V202H95ZM97 201H98V203H97ZM101 201V202H100ZM110 201H112V203L110 202ZM120 203V205L119 204H117L118 202ZM127 201H129V202H127ZM142 203V202H145L146 203V205L145 206H143L144 208L146 207L147 209L145 210L143 207H142V204H140V207L138 206L139 205V203L140 202ZM147 201V202H146ZM155 203H154V202ZM158 201H161V202H158ZM165 201V202H164ZM178 201H180V202H178ZM184 201L186 202V203H189L190 202V204H189V206H187L186 205V203L185 204H183L184 203ZM194 201V202H193ZM197 201H198V203H197ZM226 201H228V202H226ZM230 201V202H229ZM21 202V203H22ZM25 202L23 203V204H25ZM45 202V203H44ZM57 202L58 203H60V202H63V204H65V205H61V204H57ZM94 202H95V204L96 205H94ZM116 204H115V203ZM126 202V203H128V204H126L127 205V207L125 208V206L124 207H122L123 206V204ZM139 202V203H138ZM163 202H164V204H163ZM176 202H178L179 204H180V206H181V208H182V210H181V208H179V207H177L179 204H177ZM214 202H216V203H214ZM217 202H220V203H218L217 204ZM232 202V203H231ZM239 202L241 203V206H240V204H239ZM243 202L244 203H246L245 205L243 204ZM257 202H260L261 204H259L260 205V207H259V209L260 210H262V212L261 211H259L258 210V206L256 207L257 209L256 210H250V214H253V212H254V214L256 215V217L258 218H256L255 216H254V214L253 215H251L250 216V214L248 213V208L250 207V208H253L254 207V209H255V206L258 204ZM18 203H20L19 201L18 202H16V204H18ZM27 203V202H26ZM32 203V204H33ZM42 203H40V204H42ZM123 203V204H122ZM147 203H150V204H147ZM154 203V204H153ZM156 203H158V204H156ZM163 205H162V204ZM174 203V204H173ZM191 203H193L192 205H191ZM200 203V204H199ZM214 203V204H213ZM225 203V204H224ZM227 203H230V204H227ZM50 204H52V206L50 205ZM99 204V205H98ZM106 204V205H105ZM112 204V205H111ZM144 204V203H143ZM196 204V205H195ZM197 204H198V207H199V205L200 206H202L204 209L202 210L201 208L200 209H197ZM205 204H206V206H205ZM212 204V205H211ZM217 205V208H216V205ZM231 204H233V209H232V205ZM248 204V205H247ZM19 205V204H18ZM18 205H16V206H18ZM114 205V206H113ZM125 205V204H124ZM131 205V206H130ZM133 205V206H132ZM147 205H150L149 207L151 208V210H150V208L149 207H147ZM151 205H153V207L151 206ZM156 205H158V206H156ZM171 205V206H170ZM173 205V206H172ZM175 205H176V207H175ZM186 205V206H185ZM209 205V206H208ZM215 205V206H214ZM226 205V206H225ZM227 205L229 206V207H227ZM235 205V206H234ZM242 205H244V209H242ZM65 206V207H64ZM84 206V207H83ZM97 206V207H96ZM130 206V207H129ZM136 206H138V207H136ZM162 206H165V208H162ZM209 207L208 209L206 208V207ZM214 206V207H213ZM221 206V208H218V207H220ZM248 206V207H247ZM63 207H64V209H63ZM83 207V208H82ZM103 207H104V210H102L103 209ZM105 207H107V208H105ZM108 207H109V209H108ZM117 207V208H116ZM119 207V208H118ZM124 208L125 210H126V213L125 214H123V211H124V209H122V208ZM131 207H132V209L134 208V207H136L135 208V211L133 210L132 211V209H131ZM174 208V209H172V208ZM186 207H187V209L189 208V211H190V213L188 214V211L186 210ZM193 207V208H192ZM210 207H212V209H210ZM237 207L239 210H237L236 211V209L235 208ZM57 208V209H56ZM59 208H60V210H61V213H60V211H59ZM79 208V209H78ZM80 208H82V210L80 209ZM86 208V209H85ZM122 209V210H120L119 212H117L116 210L117 209ZM155 208V209H154ZM166 209V211L164 212V210L162 211V209ZM178 208V209H177ZM190 208L191 209H193V210H190ZM196 208V209H195ZM227 208V209H226ZM228 208H230V210L228 209ZM263 208V209H262ZM14 209V208H13ZM74 209L76 210L75 212H79L80 214H75L74 213V215L72 214V210L74 211ZM84 209H85V211H84ZM88 209H90V211H91V209H92V215H91V212L88 210ZM108 209V210H107ZM111 209H112V211L113 212H111ZM141 209H142V213L140 214L139 212H141ZM149 209V210H148ZM215 209H218L217 210V214H216V211H215ZM222 209L225 211H222ZM232 209V210H231ZM247 209V210H246ZM58 210V211H57ZM62 210H64L63 212H62ZM67 210V211H66ZM86 210H87V212L88 213H90V215L92 216V217H90V215L89 214H87V212H86ZM100 210H101V213H100ZM105 210H107V211H105ZM129 210H130V212H129ZM152 210H153V212H155L154 214H152V215H154V216H152L151 215V212H152ZM156 210V211H155ZM179 210H181V211H179ZM197 211V212H195V211ZM220 210V211H219ZM228 210V212H231L232 211V213H234V215L232 214V213H229V214H227L226 213V211ZM234 210L236 211V213L234 212ZM242 210V211H241ZM57 211V213H55ZM69 211H70V208H69ZM86 212L85 213V215L82 213V212ZM105 211V212H104ZM110 211V212H109ZM128 211V212H127ZM138 211V212H137ZM146 211H150L149 213L150 214H148ZM158 211H160V212H158ZM175 211V212H174ZM185 211V212H184ZM193 211V212H192ZM208 211V212H207ZM209 211H211L210 213L212 214V215H210V217L212 218L213 216H221V217H218L219 218V220H218V218L216 217H213L212 218V220H210L211 218L209 217V215H208V213H209ZM213 211V212H212ZM245 211H246V215H244L245 214ZM255 211L257 212V211H259V212H257V213H255ZM98 212L101 214H98ZM116 212V213H115ZM132 212H134V214L132 213ZM137 212V213H136ZM145 212H146V214H145ZM157 212V213H156ZM173 212V213H172ZM180 212L182 213V216L180 217ZM187 212V213H186ZM191 212H192V214L194 213V215H195V217H194V215L192 216V215H190L191 214ZM202 212V213H201ZM205 212V213H204ZM206 212H207V214H206ZM220 212H224V213H220ZM238 212V213H237ZM243 212V213H242ZM55 213V214H54ZM62 213H63V215H62ZM102 213L104 214L103 216H105L106 217V219H105V217H103L102 216ZM107 213V214H106ZM111 213H113L114 215H112ZM122 214L121 216L120 215H118V214ZM129 213V214H128ZM130 213H131V216L130 217H128V215H130ZM136 213V214H135ZM172 213V214H171ZM199 213H201V215H203L204 214V216L203 217H201L200 215H197V214H199ZM213 213L215 214V215H213ZM225 213H226V215H225ZM240 213V214H239ZM247 213H248V215H247ZM109 214H111V215H109ZM162 214H166L167 216H168V218H167V220H165V218H164V215L162 216ZM173 214H174V216H173ZM206 214V215H205ZM221 214V215H220ZM235 214H237L236 216H235ZM258 214V215H257ZM260 214V215H259ZM56 215L58 216V217H56ZM59 215H61V217L59 216ZM66 215V216H65ZM90 217V218H88V216ZM94 215V216H93ZM97 217H101L102 218V220H104L105 222H106V224H105V222L103 221V224H104V226L101 224V220L99 219V218H97ZM100 215V216H99ZM109 216L110 218L108 219V217L107 216ZM118 215V216H117ZM127 215V216H126ZM132 215H134V217H132ZM137 215H139L138 217H141L140 218V220H142L143 219V215H145L146 217L144 218L145 219V223H146V221H147V223H146V227H148V229L145 227V223H144V221L142 222V221H140L143 225H142V227H141V225L140 226H137L136 224L138 223V225H139V222L137 221H135L136 219L137 220H139V218L137 217ZM142 215V216H141ZM151 215V216H150ZM161 215V216H160ZM165 215V217H167ZM197 215V216H196ZM207 215H208V217H207ZM222 215H224V217H228V218H224ZM228 215V216H227ZM239 215V216H238ZM247 216V217H243V216ZM263 217H262V216ZM55 216V217H54ZM63 216H65V218H67L66 220L67 221H64L63 219H65ZM76 216H78V218L76 217ZM81 216V217H80ZM117 217L116 218V220H111V219H114L115 217ZM120 216V217H119ZM123 216L125 217V219L123 218ZM149 216V217H148ZM156 216H158V217H156ZM170 216H172V217H170ZM185 216V218H183ZM190 216H191V218H192V220H191V218H190ZM199 216V217H198ZM231 216V217H230ZM233 216V217H232ZM235 216V217H234ZM242 216V217H241ZM252 216H253V218L254 219H252ZM259 216H261V217H259ZM82 217H84V218H82ZM112 217H114V218H112ZM122 217V218H121ZM155 217V218H154ZM163 217V218H162ZM170 217V218H169ZM176 217V218H175ZM177 217H180L181 219H177ZM186 217H188L189 218V221L186 219ZM237 217V218H236ZM248 217H250L249 219H248ZM5 218V217H4ZM20 215L16 218L18 221H20ZM70 218V220H72V223L75 225L74 227H73V224H71L70 222H69V219ZM79 218H80V220H79ZM94 218V219H93ZM95 218H96V220H95ZM127 218H129V219H132V220H130L129 221V219H127ZM133 218H135L134 220H133ZM148 218H150V220L148 219ZM153 218H154V220H153ZM173 218V219H172ZM175 218V219H174ZM196 218V219H195ZM201 218H202V220H203V222L204 223H206V224H203V222H202V220H201ZM205 218V219H204ZM207 218V219H206ZM231 218H233V219H231ZM234 218H236V219H234ZM245 218H247V220H245ZM259 218H262V219H260L259 220ZM15 219V218H14ZM60 219H61V221H60ZM77 219L79 220L78 222H77ZM84 219V220H83ZM89 219V220H88ZM91 219H93V221L91 220ZM121 219L123 220L122 222L123 223H125V224H123V223H121ZM143 219V220H144ZM156 219V220H155ZM160 219V220H159ZM172 219V220H171ZM193 219H195V221L193 220ZM220 219H221V221H222V223L220 222ZM222 219H224V220H222ZM226 219V220H225ZM230 219H231V221H230ZM238 219V220H237ZM252 219V220H251ZM59 220V221H58ZM111 220V222L109 223V221ZM120 221V223L119 222H117L116 224H114V222L115 221ZM126 220V221H125ZM149 220V221H148ZM158 220H159V222L160 221H162V224L166 221V223H164L163 224V226L162 227H160V225H162V224H160V225H158L159 224V222H158ZM169 220V221H168ZM174 220V221H173ZM180 220V221H179ZM198 220V221H197ZM206 220H207V222H212V224L209 222V223H207L206 222ZM213 220H215L214 221V223H213ZM230 222V223H232L233 221H236L237 223H236V225L235 224H233L232 223V225H229L230 223L228 222V221ZM244 220V221H243ZM256 221V223H255V221ZM2 221H4V220H2ZM17 221V223H13L12 225L10 224V226H11V228H12V230H11V228L10 227H8V228H10V230L11 231H9V229H8V232H9V234H10V232L12 233V231H13V233L12 234H10V235H12L11 237H9L8 236V232H7V230H5L6 229V227L9 225V223L10 222H8V224L5 222V224L4 225H6V226H3L2 225V223H1V220H0V225H2L3 226V230H1L0 229V237L1 236H4L5 235V237H7V238H15L14 236H16V233L19 235L20 233L19 232H21L20 231V228L19 227H21L22 225L24 226V227H21V228H25V229H23L22 230V232L23 231H25V233L26 232H29L30 231V229L32 230V231H34V232H36V227L37 226H35L34 228L32 227V226H34V225H32V226H30V227H32V228H29V225H24V224H22L21 226H19L18 225V222ZM73 221H75V222H73ZM98 221H100V224H98L97 222ZM113 221V222H112ZM127 221H129V226L131 225V223L130 222H132V225L134 226V225H136L137 226V228H136V226L133 228V226H128L127 225ZM135 221V222H134ZM153 221H155V222H153ZM170 221L172 222V223H170ZM175 221L177 222V223H175ZM187 222V223H185V225H183L184 224V222ZM201 221V222H200ZM216 221H218V222H216ZM225 221H227L226 223H228V224H226V223H223V222H225ZM247 221V222H246ZM252 221H254V223H253V225L254 226H252L251 224H252ZM259 221H261V224H257V222L259 223ZM3 222V223H4ZM59 222V223H58ZM62 222V223H61ZM64 222V223H63ZM66 222V223H65ZM80 222H82V224H80ZM94 222H96V223H94ZM152 223V224H150V225H153L152 227H151V229H153V232L152 233H149V234H147L146 232L148 231V232H150V231H152L151 229H150V225L148 224V223ZM158 222V224H156ZM178 222H180V225H179V223ZM193 222V223H192ZM196 222V223H195ZM238 222H242L241 224L242 225H240V223L238 224ZM245 224H244V223ZM76 223H77V225H76ZM79 223V224H78ZM84 223V224H83ZM85 223H86V225L87 226H83V225H85ZM135 223V224H134ZM153 223H155V224H153ZM168 223V224H167ZM170 223V224H169ZM190 223H192L191 225H190ZM197 223H199V224H197ZM221 223V225H219ZM248 223H249V226L250 227H248L247 225H248ZM251 223V224H250ZM202 224H203V226H202ZM208 224V225H207ZM215 224H217V225H219V227L218 226H216ZM223 224V225H222ZM224 224H225V226H227V227H225L224 226ZM13 225H15V229H14V226ZM16 225H18V226H16ZM149 225V226H148ZM154 225H155V227H154ZM167 225H169L168 227H166ZM172 227H171V226ZM175 225H176V227L177 228H180V229H182L181 228V226L182 227H184V226H188V225H190V227H191V229H190V232L193 230L194 231V227H195V225H197L198 227L197 228H195V230H197L199 227H200V225H201V227L199 228L200 230H202V228H203V230L204 229H206V230H204L205 232L203 233V231H200L199 229V231H198V233H195L194 235H193V232L190 234V232H188L189 231V229H188V231H187V233H189V235H190V237H191V239H194V240H196V241H194V240H191V241H194V243L192 242V244H194V245H190V247H189V245L188 244H185V243H181V241H182V239L184 240V241H182V242H185V239L186 240H188V241H186V243H188L189 242V240H190V238H189V236H188V234H186V230H187V227L185 228L184 227V232H182V230H180V232H182V233H180L179 234V231H178V229L175 227ZM180 227H179V226ZM211 225H213V227H214V230H213V227H211ZM215 225V226H214ZM238 225H240V226H238ZM255 225H257V227L255 226ZM49 226V227H48ZM55 226V227H54ZM64 226H66V227H64ZM78 226V227H77ZM80 226V227H79ZM89 226V227H88ZM92 226V227H91ZM114 228H113V227ZM144 226V227H143ZM157 226V227H156ZM194 226V227H193ZM208 226V227H207ZM221 226H223L222 227V229H220L221 228ZM231 227L230 228V231H229V227ZM262 226V227H261ZM17 227L19 228L18 229V231L17 232H14V231H16L17 230ZM28 227V228H27ZM83 227V228H82ZM85 227H87V228H85ZM140 227H141V229H140ZM175 227V228H174ZM209 227H211L212 228V232H214L215 231V233H214V235L216 234V229H215V227H218L219 229H218V231L220 230V232H218L217 231V234H219L218 236H217V234H216V237H217V239H216V237H212V239H211V233H209V235H208V232H207V234H206V231L209 229ZM224 227H225V229H224ZM238 227V228H237ZM252 227V228H251ZM0 228H1V226H0ZM39 228V227H38ZM37 228V231L38 230H40V229H38ZM56 228V229H55ZM61 228V229H60ZM133 228V229H132ZM138 228L140 229V231L138 230ZM142 228H143V230H142ZM156 228H159V229H156ZM164 228V229H163ZM210 228V229H211ZM234 228H235V230H234ZM240 228V229H239ZM242 228V229H241ZM248 228V229H247ZM254 228H255V231H254ZM72 229V230H71ZM125 229H127V230H125ZM137 229V230H136ZM158 230V231H156V230ZM169 231V232H167V230ZM209 229V230H210ZM225 230V231H222V230ZM243 229H244V231H243ZM253 229V230H252ZM260 229V230H259ZM5 230V231H4ZM28 230V231H27ZM42 230V229H41ZM135 230V231H134ZM226 230H227V232H226ZM232 230H234L235 231V233H234V231H233V233L234 234H232ZM239 230H241L244 234H240L241 233V231H239ZM249 231V232H247V231ZM5 233H4V232ZM63 231V232H62ZM111 231V232H110ZM113 231V232H112ZM138 231V232H137ZM145 231V232H144ZM163 231H166L167 233H169L168 235H170V234H172L174 231H176L175 233H173L172 234V236L171 237H174V239L173 238H171L170 236L168 237V238H170V239H167V233L165 232V233H163ZM237 231V232H236ZM104 232V233H103ZM116 232V233H115ZM128 233V235L130 236V235H132L131 236V238H134V240H133V242L132 241H130L131 243H129V242H127V244L124 242V241H127V240H125V237L123 236V234L122 233ZM132 232V233H131ZM170 232H172V233H170ZM195 232V231H194ZM210 232H211V230H210ZM222 232V233H221ZM224 232H226V233H224ZM231 232V233H230ZM24 233V232H23ZM100 233V234H99ZM118 233V234H117ZM186 234L187 236H185L184 234ZM203 233V234H202ZM257 233H259V234H257ZM4 234V235H3ZM22 234V233H21ZM111 234V235H110ZM113 234H115V235H113ZM117 234V235H116ZM151 234H154V235H156V236H154V235H152V237H154L153 239H154V241H159L160 240V238L159 237H161V240L160 241H163V238H162V236H160V235H162L163 234V237H164V239L166 238L167 239V244L165 243L166 241L164 240V242L162 243V242H157V243H155L154 241H152L153 239H149L150 238V235ZM160 234V235H159ZM175 234H177V235H175ZM197 234V235H196ZM201 234V235H200ZM226 234V235H225ZM67 235V236H66ZM76 235V236H75ZM94 235H96V236H94ZM105 235H107L106 237H105ZM112 235H113V237H118V239L119 238H124V240L122 239V241L124 242H121V241H118L117 239H115V242H114V239H112ZM119 235H121V236H119ZM193 237H192V236ZM207 235H208V238H207ZM231 235V237H229ZM244 235V236H243ZM254 235V236H253ZM261 235V236H260ZM94 236V237H93ZM110 236V237H109ZM135 236V237H134ZM146 236V237H145ZM147 236H149V237H147ZM180 236V237H179ZM197 236V237H196ZM202 236H204V237H202ZM238 236H239V238H238ZM246 236H247V238H246ZM67 237V238H66ZM100 237H101V239H103L104 241H105V238H106V240L108 239H112V240H110L112 243H110V244H107L106 242L104 243V244H107V247H109V248H107V249H105V254L104 255H102V253H103V251H104V249H103V247H106V245H102V243L104 242L103 240H101L100 239ZM145 237V238H144ZM151 237V238H152ZM182 237V238H181ZM194 237H196V239L194 238ZM224 237H227L228 238V240H227V238H224ZM241 237H242V239H241ZM252 237V238H251ZM97 238L99 239V240H101L100 242H98V240H97ZM250 240H249V239ZM254 238V239H253ZM255 238H256V240H255ZM259 238V239H258ZM261 238V239H260ZM86 241H85V240ZM136 239V240H135ZM144 241H142V240ZM146 239V240H145ZM157 239V240H156ZM159 239V240H158ZM211 239V240H210ZM220 239V240H219ZM246 239V240H245ZM15 240V239H14ZM169 240H176V243L175 242H173V244H172V241H171V244L170 243H168L169 242ZM217 242H216V241ZM103 241V242H102ZM129 241V240H128ZM135 241V242H134ZM152 241V242H151ZM191 241L189 242L190 244H191ZM199 241V242H198ZM201 241V243H203ZM214 241L215 242V245H214V243H212V242ZM252 241V242H251ZM17 242H18V244H20L21 245V241L19 242V241H17V240H15L13 243H16L14 246H16L17 245ZM36 242V241H35ZM80 243V245L78 244V243ZM82 242H83V244H82ZM89 244V246H88V244ZM93 242H94V244H93ZM137 242H138V245H137ZM198 242V243H197ZM207 242L208 243H210V244H207ZM101 243V246L99 245ZM108 243H109V241H108ZM116 243V244H115ZM134 243H136V244H134ZM178 243H181V244H178ZM197 243V245H195ZM222 243V242H221ZM224 243V242H223ZM251 243H253V244H251ZM257 243V244H256ZM76 244L79 246H76ZM81 244H82V247H81ZM86 244V245H85ZM95 244H96V246L98 247H96L95 246ZM119 244H121L122 246H120ZM181 245L180 247L178 246H175V245ZM211 244H212V246H211ZM75 245V246H74ZM110 245H111V247H110ZM112 245H114L113 247H112ZM119 245V246H118ZM134 245H136V249H138V250H136L135 249V247H134ZM140 245V246H139ZM170 245V247L172 246V247H174V248H169L168 246ZM174 245V246H173ZM185 245H188V246H185ZM18 246V245H17ZM16 246V247H17ZM83 246H85V247H83ZM92 246V247H91ZM93 246H95V249H97V250H89L90 248L92 249H94V247ZM138 246V247H137ZM143 246V247H142ZM145 246V247H144ZM163 246H164V248H163ZM184 246H185V248H184ZM193 246H196L195 248L193 247ZM200 246H202V244L200 245ZM205 246V247H206ZM36 247V246H35ZM76 247L78 248V250L76 249ZM87 247H90L88 250H84V249H86ZM116 248V250H115V248ZM118 247V248H117ZM129 247V248H128ZM133 247V248H132ZM142 247V248H141ZM148 247V248H147ZM175 247H176V249L178 250V248H179V250L178 251H180L181 250V252H182V254H181V252H180V254H181V256H179L178 255V257H176V258H173L172 257V253H173V250H175L176 251V249H175ZM80 248V249H79ZM84 248V249H83ZM112 249V251H111V253H110V251H109V249ZM122 248V249H121ZM155 249V250H153V252H151L152 251V249ZM183 250H182V249ZM207 248V247H206ZM206 248H204V249H206ZM217 248H222V249H218V252H217V250L215 249L214 251H212L211 250V248H209V250L207 249V251L205 250V252H204V249H199L198 251L199 252H197V254H196V252H195V250L193 251L195 254H196V256H194V258L195 257H197L198 256V253H199V255H201L202 253H204V254H202V255H204L205 257L207 256L208 257V255H213L214 254V256L212 257V261H211V256H209L208 258L206 257V258H204V257H202V255L200 256V258L201 259H203V260H205L206 261V264L208 263V264H224L225 262L224 261H229V258H231L232 260L234 259V258H232V256H233V254H232V256L229 254V253H226V254H224V249L226 250V247L225 246H223V244H220V242H219V247L217 246ZM100 249H102V250H100ZM123 250V253H122V251H120V250ZM128 249H129V251H128ZM131 249V250H130ZM140 249V250H139ZM161 249V250H160ZM164 249V250H163ZM170 249H172L171 251H170ZM190 249V250H191ZM213 249V248H212ZM232 249V248H231ZM238 249V248H237ZM237 249H235V252H236V250ZM243 249V248H242ZM98 250H100V251H98ZM114 250H115V254H114ZM158 250V251H157ZM160 250V251H159ZM164 251V254H166V257L168 256V259H166V258H164L163 257V251ZM168 251V253L166 252V251ZM233 250V249H232ZM238 250V251H239ZM82 251H84L83 252V254H82ZM98 251V252H97ZM178 251H176V252H178ZM203 251V252H202ZM211 251H212V253H211ZM216 251V252H215ZM220 251V252H219ZM237 251V252H238ZM248 251V252H247ZM119 252V253H118ZM169 252H171V254L169 253ZM191 253L190 252V257L192 258L193 257V255H195L194 253ZM77 253V254H76ZM87 254V257H86V254ZM135 253V255L138 257L139 256V254H140V256L138 257V258H135L134 259V256L135 255H133ZM145 253V254H144ZM175 253V252H174ZM174 253H173V255H174ZM187 253H188V251H187ZM201 253V254H200ZM208 253V254H207ZM211 253V254H210ZM56 254H58V255H56ZM72 254V255H71ZM84 254H85V256H84ZM112 254V255H111ZM124 254H126L125 255V257H124ZM128 254H130L131 255V257H129V255ZM151 254V255H150ZM169 254H170V256H171V259H170V257H169ZM178 254H179V252H178ZM191 254H192V256H191ZM207 254V255H206ZM54 255V257H52ZM63 255V256H62ZM88 255H90L89 257H88ZM93 255V257L91 258V256ZM100 255V256H99ZM103 256V258H102V256ZM128 255V256H127ZM186 255V254H185ZM217 255V256H216ZM219 255V256H218ZM47 256V257H46ZM76 256V257H75ZM113 256V257H112ZM120 256V257H119ZM163 257V259H165V261L164 260H162L161 259V257ZM165 256V255H164ZM175 256H177V254L175 253ZM188 257H189V255H187ZM186 256V258H185V256L183 257V259L184 260H179V264H184L185 262V264H200V262H199V260H197V262L196 263H192V261H195V260H193V258H192V260H191V258L189 259V260H187V257ZM41 257V258H40ZM77 257H78V259H77ZM83 257V258H82ZM85 257V258H84ZM109 257V258H108ZM127 257V258H126ZM159 259V261L161 262V260H162V262H164V263H158L157 262V258ZM217 257H219V258H217ZM22 257H20V258H18V260H20V262L17 260V261H11V262H9L10 260H8V259H5L4 261H2V264L4 263H8V264H24V262L26 263V259L25 258H23V259H21ZM53 258V259H52ZM57 258V259H56ZM111 258H113V259H111ZM127 260H126V259ZM154 258V259H153ZM156 258V259H155ZM172 258H173V260H172ZM198 258H199V256H198ZM221 258V259H220ZM243 258H245V261H244V259ZM88 259V261H86V260ZM132 259H134V260H136V261H134V260H132ZM161 259V260H160ZM196 259V258H195ZM224 261H223V260ZM8 260V261H7ZM42 260V261H41ZM60 260V261H59ZM81 260V261H80ZM141 260V261H140ZM144 260V261H143ZM152 260H154V261H152ZM235 260V259H234ZM23 261V262H22ZM63 261V262H62ZM73 261V262H72ZM77 261V262H76ZM84 261H86V262H84ZM147 261H149V262H147ZM155 261H156V263H155ZM191 261V262H190ZM209 261H211V263H209ZM240 261V262H239ZM247 261V262H246ZM183 262V263H182ZM203 262V261H202ZM212 262H214V263H212ZM230 262V261H229ZM228 262H226V264H227ZM202 264V263H201ZM204 264H205V262H204ZM228 264H230V263H228ZM231 264H233L232 262H231Z\"/></svg>",
    "mask_w": 264,
    "mask_h": 264
}]
</instances>
